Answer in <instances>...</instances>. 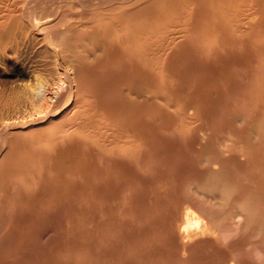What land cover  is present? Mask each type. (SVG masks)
<instances>
[{
  "label": "bare ground",
  "instance_id": "obj_1",
  "mask_svg": "<svg viewBox=\"0 0 264 264\" xmlns=\"http://www.w3.org/2000/svg\"><path fill=\"white\" fill-rule=\"evenodd\" d=\"M125 1H127V2H125ZM131 1V2H130ZM139 1H143V0H135V3H136V6L138 5L137 4V2H139ZM147 1V3L145 2V4H140V6H138V8H135L136 6H135V3L133 2V0H0V155H2L3 157V159L5 158V157H7V156H10L11 155V157H12V161L9 163V165H8V167H5V164H3V162H4V160L3 159H1V161H0V189H2L1 190V192L2 191H5L6 192V188H8V189H11L12 191H13V189L15 188V191H16V193H17V190H20V188H22V187H19L17 190H16V188H17V185L18 186H20L18 183H19V181L21 182V183H24L25 185H27L28 186V184H33L34 182L37 184V187H39V185H41L40 184V180L38 179V180H36V181H30V174H33V176H35L34 175V173L36 174H38V176H37V178H42V177H46V176H52L53 174H57L58 176H57V178L60 176V177H63L62 178V180L64 179V178H67V181L68 180H70V178L69 177H65V176H63V170H65V172L67 173L68 171H66V170H77V169H84V168H86V167H89V168H87L86 170L88 171H85V172H87V175H88V173H89V171H91V170H88V169H92V167H90V164H89V166L88 165H86V163H83V161L84 160H87V159H85L84 157H83V159L84 160H82L81 161V163L78 161V160H80V158L83 156V154L86 152V150H89V151H87L88 152V154H89V152H92L91 151V147L89 146V145H91L90 143H89V145L87 146V144H86V139H88V137H91V138H95L96 137V135L97 134H99V133H96V131H94V129H92V128H94L95 127V125H96V127H97V124H95L94 125V121L95 120H93V119H97L98 118V116L96 117V115H98L99 113H97L98 111L99 112H102V111H104L103 109H101L100 110V108H103L100 104V102L102 101H100L99 100V103H97L98 101V99L96 100L97 102V104L98 105H100L101 107L99 108V106H94L93 104H96L95 102L92 104V111H90L91 113L95 110H97L96 112H94V113H92V115L93 116H91L89 113H87V110L86 109H83V107H85V105L87 104V106H88V101L89 100H87V99H85V100H82L81 99V95H82V93H86V95L85 96H87V97H89L90 96V101H91V97H94V98H92V101L90 102V103H92L93 101H94V99H96V98H98L99 97V95H98V97H95L94 95L93 96H91L94 92H95V90H96V88L97 87H93V88H91L92 90H94V92L90 89V87L91 86H94V85H91V84H95V82H93L94 80L96 81L97 80V78L100 76L101 77V74L100 75H98V73H97V75H98V77L97 78H94L95 76H97V75H95L94 73H96V72H94V71H98V69H102V70H104V71H107L108 73L110 72V73H113L112 75H114V73L115 72H118V73H121L120 74V76H122V74H123V77L122 78H124V81H123V84L122 85H125V86H128L129 87V90L130 91H132L131 93H136L137 92V94L141 97V98H145L147 95L149 96V95H154V94H156V93H154V91H153V89L156 87L157 88V86H155L156 85V83H154L153 81V79L157 76L158 77V75H162V74H166V75H169V74H172V75H174V77H175V75H177V74H173L172 72L174 71V69H175V73H176V67H181L180 68V71H178V72H180L179 73V76H180V78H181V80H180V78H179V76H176V78H174L175 80V82L176 83H174L173 82V86H171L170 85V83H168V85H170V87H169V90H171L172 92H177V94L175 95L174 94V98H172V100H170V103H171V101L172 102H174V101H176L177 100V98L176 97H178V100H179V96H180V114H181V119H182V126L186 129V128H188L189 127V124H191V122H193L192 123V125H193V127H192V129H190V130H192L193 131V133L194 134H196L195 136L193 135V133H192V135H190V138H191V136H192V141H191V139H189V141H191V143L190 142H188L189 143V145L191 144L192 145V143H193V139L194 138H196V139H198V137H196L198 134H202L203 132H206V131H204V130H206L207 128H206V126L205 125H209V127H210V124H211V122H212V124L213 123H215V122H217V120L216 121H211L212 120V116H215L217 119L218 118H220V117H222L223 115H225V111L228 109V113L226 112V114L227 115H225V116H227V117H229L228 115H230V117H229V119L227 120L226 118H225V116L223 117L225 120H226V123H222V124H220V127H219V121L220 122H224L225 120L223 119V121L221 120V118H220V120L218 121V124L217 123H215L216 125H218V127L219 128H221V129H223L224 127L225 128H227V126H228V128H229V126H231L230 127V129L231 128H233L236 132H235V134H232V133H234V130L232 129V132H231V130H230V133H228L229 131H225L224 129V131L226 132V134H228L227 136H226V134H225V136L223 135V137H221L220 136V134L222 133L223 134V132H221V133H218V132H216L215 131V129H214V131L213 132H215V134L216 133H218L219 135V138L217 137V139L215 138V139H213V142H214V144L215 145H217L216 147H215V145L213 144V149L211 148H206V146H205V149H203V147L204 146H202L203 144L204 145H208L206 142L211 138L210 136L212 135L213 136V133L211 134V132H212V130H210L211 132H210V135H209V139L205 136V135H208L209 133H207L206 132V134L204 135H202V138H200V139H202L203 140V142H204V137H206V139H205V143H203L202 142V145H201V147H202V149L204 150V152L206 151V149H207V151L210 149V151L211 152H207L206 151V153H204V155L205 154H207L206 155V157H205V159L203 160L202 158H204V157H202V156H204V155H202V156H199L198 154L200 153V152H202V151H200V150H202L201 148L199 149V151L200 152H196V154L200 157V159H202L204 162H202V160H200L199 158V160L202 162L201 164L202 165H204L203 163H205L206 164V167L205 168H202V170H201V168L199 169L198 168V166L200 165L199 163H197L196 162V160H197V158L196 157H194L195 159H191V157H193V156H196V155H193V153H195V149H196V144H195V146L193 147V148H195V149H193L194 151H192V147H191V151L193 152L192 154H191V152H190V149L189 148H187L186 150H184L183 149V144H180L181 146H179V150L178 151H180V149H183L182 151L183 152H179L180 154L178 155V158L179 157H181L180 155H181V153H185L186 154V152H187V150H189V152H190V154L192 155L191 157H190V155H188L189 157H190V161H189V164H191V166H192V164H193V166H195V168L194 167H190L187 163V161L184 159L185 158V156L187 157V159H188V156L187 155H184V156H182L181 158H179V159H182L183 158V160H181V161H184L185 160V162H186V164H187V166L186 165H184V168H185V166H186V171L188 172H184L185 171V169H183V168H181L180 170H179V166H177V164H176V166L178 167V168H176L177 170H178V172L180 171L181 172V170H183V172L186 174V175H188L189 174V171L188 170H191V172L192 171H194V172H197L198 170H199V172H197V173H199L198 174V176H196L197 175V173H195L196 175L195 176H193V172L191 173L192 175H190L189 174V176H187L188 178L190 177V179L191 180H189V179H187V180H189L188 182H186L185 180H183L182 179V177H184V179H185V174L184 173H182L181 175H178V176H182V177H179V178H181V180L184 182H186V183H182L183 185H182V190L180 189V187L178 188V191H179V195L181 196V192L182 191H184V190H186L187 192H185V193H183L182 195H184V198H185V196H186V193H187V198H188V195L190 194V195H192V196H197V198H195V196H194V198L191 196H189L190 198V200H193V199H195V201H197L196 199H198V197H199V199H201L202 201H204V198L203 197H205L206 199L212 194V196L214 197L215 196V200L217 201V203H218V205L220 204V208L221 209H223V210H221V212H222V214L220 215L219 214V212H220V210L219 211H217V213L216 214H218V215H215L214 213L216 212V210H218L219 208H218V206L216 207V206H214L215 208H217L216 210L215 209H213L214 210V213H211L212 211L209 209V208H211L212 209V204H214V202H212V201H214V199H212L211 198V203H210V206L211 207H208V206H206V205H208L209 204V202H210V197H209V202L207 201V200H205L203 203H206V204H203L202 203V201L201 200H199L198 199V201L197 202H200L201 201V204L202 205H204L202 208H208L209 210V212H205L206 211V209H204L205 211H203V209H201V206L202 205H200V204H194V203H191L190 202V200H188L187 198H186V200H185V202L180 198V196H178V198L179 199H181L183 202H181L182 203V207H185V213H184V217H183V215L181 216V217H183V218H180V220H182V221H184V225H183V227L185 228V230L186 231H188V233L189 232H191V234H193V232H195L197 235H207V234H210V233H212V234H215V235H218V236H220L221 234H222V231H228V230H230L231 229V227H233L232 225L230 226V224L227 226L226 224H225V222L227 223V222H229V223H235V220L237 219L238 220V218L239 217H241L242 218V220L245 218V221L243 220V222L242 223H246V227H244V225H243V228H244V230H246V228H248L249 229V227L251 226V227H253V225H254V223H256L255 224V228L253 227V228H250V229H252L251 230V232L253 231V233L256 235V234H258V233H260L259 235H261V236H263L261 233H263L262 231H264V219H261L262 218V216L260 215L261 213H258V214H256L258 211H260V210H264V209H261V204L262 203H264V109L263 110H260V112L261 111H263V112H261L259 115H257V116H255V113H254V111L257 109V108H259L260 107V105H256V109L255 110H253L254 109V106L252 107V110L251 111H253V115L255 116V118H254V116L252 115H250L249 114V111L250 110H247V111H245L244 110V112H246V113H248L249 115V117L247 116V114L245 113V116L244 117H246V120H247V122L248 121H252L253 122V124H252V126H251V124L250 123H247L245 120V122H242V124L241 125H243V128L245 129V130H247L248 128H251V129H248L247 131H248V133L243 129V136H241V135H239L240 136V139L239 138H237V140H235L234 141V143L233 144H231L230 143V141L232 142L233 140V136H235L236 135V133L238 132L237 130H239V127H240V125H239V127L236 125V124H239V123H236V119H233L232 120V117L233 118H237L238 119V117H239V119H240V117H241V113H240V111H241V105H242V108H245V109H248V106H249V104H246L247 105V108L244 106L243 107V105L244 104H241L240 102H243V101H248L249 100V95H247L246 94V87L248 88L249 86L251 87H253V85H250V83H255V81L257 82V80H255L254 78L256 77V76H254L253 74H252V76L254 77H252L253 79H251L253 82H248V81H251L250 80V78H249V80H247L246 82H248V84H247V86L244 84V82H243V80H241V82H236V81H240V79L242 78V76H241V78L240 77H236V78H240V79H238V80H235L234 79V75H236L237 74V72H238V74H239V72H240V74H242L241 73V69H239L238 71L236 70V74H233V79L235 80H233L232 79V73L229 75V73H230V71L231 72H233L232 71V69L234 70L235 68H243V67H246L245 69H244V71H247V69H249L250 67H251V65H250V67H248L247 68V66H243V64L241 63V62H243V60H245V59H247V61L248 60H250V62L252 61V62H254V64H255V62H257V64H258V67L260 68L261 67V69H263L264 70V66H263V64L264 63H262L263 61H264V0H146ZM114 2H118V4H117V6H114ZM128 3V4H126V5H124L125 3ZM130 2V3H129ZM140 2V3H141ZM124 3V4H123ZM135 6V7H134ZM187 8V9H186ZM178 16L179 18L180 17H182V15H184L183 16V21H184V23H183V21H182V18L181 19H179L178 17H175V16ZM102 18H105V19H102ZM173 18L175 19H179V20H181L182 21V23H177L178 25V27L176 26V21H175V28L174 27H171L170 25H168V26H170L169 27V29L167 28V29H165V32L163 33V26L164 25H162L164 22L163 21H165V23L164 24H166V22H167V20H169L170 21V23H171V25L173 26V24H172V21H174L173 20ZM95 20V21H94ZM107 21H109V22H107ZM168 21V22H169ZM75 22V23H74ZM98 22H100V23H102V25H104L103 23H106V25H107V30H106V32L104 33V36L103 35H101L102 33H103V31H101V30H99V32L97 31V28H96V24H98ZM178 22H180V21H178ZM73 24H79L81 27H85V29L84 30H86V32H84V33H81L80 35H79V32L76 34L75 33V37H74V29H73V31H72V34H70L69 33V31H71L70 29H71V26L73 25ZM87 27H86V26ZM91 25V26H90ZM111 25H113V26H115V28L114 29H112L111 28ZM167 25V24H166ZM79 26V28H81ZM92 26H94L95 28H93V29H90V28H92ZM83 27V28H84ZM97 27H98V25H97ZM104 27V26H103ZM116 27H117V29H116ZM77 28H78V26H77ZM94 29H96V30H94ZM76 30V29H75ZM80 30H82V29H80ZM97 31V32H96ZM100 31H101V34H100ZM255 31H258V33L257 32H255ZM76 32H77V30H76ZM163 34H162V33ZM68 33H69V35L70 36H73L72 38H70L69 36H68ZM78 35V36H77ZM107 38V39H106ZM187 38V39H186ZM189 39H191L194 43H196V47H195V52H197V53H202L203 54V56L204 57H206V58H212L214 61H216V63H214V64H216V66L217 67H215V65L213 66V71H214V69L215 68H217V69H219L220 67L222 68V74H224V77H223V79L220 77L221 76V74H220V69H219V74L217 73L218 72V70L216 71V69H215V71L214 72H216V74H214V73H212L213 71H209V72H211L210 74H212L213 75V77H212V79H213V81H208L207 82V80H208V78L210 77L211 78V75L209 76L208 74H207V72L206 71H204L203 69H204V67H202V62H204V64H205V60H202V62H200L201 64H199V66H196V67H192V66H194V65H196L195 63L193 64V62H199V61H201V60H194V61H192V57H194V59H196L197 57L196 56H199L200 57V55H195V56H193L192 55V57H191V54H193L194 53V49H193V44L191 43L190 44V42H188L189 41ZM187 45H189V47L187 46ZM187 49H189V50H187ZM190 50H192L193 51V53H192V51H190ZM40 51V52H39ZM191 52V54H189V52ZM39 53H42L41 55H39ZM189 54V58L191 59V61L190 62H192V63H190V62H185V60H186V58H187V55ZM185 54H187L186 55V58H185ZM201 54V55H202ZM27 56H29L30 58H27L26 59V57ZM39 56H42L41 57V60L39 59L40 57ZM203 57V58H204ZM247 57V58H246ZM26 60H25V59ZM32 58V60L30 61V59ZM38 58V59H37ZM188 58V59H189ZM245 58V59H244ZM34 59V60H33ZM37 59V60H36ZM200 59V58H199ZM202 59V58H201ZM211 60V59H210ZM188 61V60H187ZM212 61V60H211ZM211 61H209V63L211 62ZM247 61H245V62H243L244 63V65H246V62ZM35 62H38L37 64L35 63ZM251 62V63H252ZM33 63H35L34 65H35V67H39V68H41L40 70H39V72L40 71H42V72H44V73H46V75L45 76H47V74H48V78L46 79L45 77H44V79L43 78H39V76L38 75H31L33 72H32V66L34 67V65H33ZM207 63V62H206ZM212 63H213V61H212ZM250 63V64H251ZM178 64V65H177ZM193 64V65H192ZM241 64H242V66H241ZM248 64H249V62H248ZM253 63H252V65H254ZM177 65V66H176ZM189 65H192L191 67L194 69V74L196 73V71H197V69L196 68H198V67H202L203 69V72H204V74L201 72V70H200V68H198L199 70H200V72L202 73V75H208L209 77H207L205 80H206V83H204V81L205 80H203V79H201V81H203V82H201V83H203V87L205 88H199L200 86H198L199 85V83L200 82H198V80L200 81V79L199 78H201V75L200 74H198V75H200V77L198 78V80L195 78L196 76H198V75H196V76H194L193 75V73H190V74H192L194 77H192L191 78V76L189 75V72L190 71H192V70H190V68H188L189 67ZM198 65V64H197ZM209 65H211V64H209ZM218 65H219V68H218ZM205 67H210V66H208V64H207V66L206 65H204ZM249 66V65H248ZM212 67V66H211ZM211 67L209 68V69H211ZM16 69L17 71H19V73L21 72L20 70H25V72H24V75H25V78H26V80L27 79H29V80H31L32 78L33 79H35L34 80V84L33 83H31V84H26V83H24V81L23 82H18L19 80H18V76H16L17 78H15V79H17L18 81H12L11 79H10V77H7L6 75H5V71H6V69ZM38 68V69H39ZM37 69V70H38ZM189 69V70H188ZM208 69V70H209ZM251 69H253L252 71H255L254 70V68H251ZM178 70V69H177ZM196 70V71H195ZM207 70V71H208ZM34 71V70H33ZM229 71V72H228ZM243 71V72H244ZM248 71H251V70H248ZM247 71V72H248ZM32 72V73H31ZM38 72V71H37ZM92 72H93V74L95 75L94 77H93V75H92ZM193 72V71H192ZM197 72H199V71H197ZM206 72V73H205ZM225 72H227V73H225ZM261 72V71H260ZM259 72V73H260ZM100 73V72H99ZM104 73V72H103ZM258 73V75H260ZM34 74V73H33ZM105 74V73H104ZM220 75V76H218V75ZM264 74V73H263ZM262 74V75H263ZM23 75V74H22ZM111 75V76H112ZM190 76L189 78H191V79H195V82L197 81V83H195L197 86H198V90H195L194 91V89L192 88V87H196V85H194V83L191 85L192 87H190V81H192V80H187V76ZM206 75V76H207ZM214 75H216V76H218V79H217V77H216V79L214 78ZM251 75V74H250ZM257 75V74H256ZM32 76V77H31ZM38 76V77H37ZM50 76L52 77V78H50ZM91 76H92V79L93 80H91ZM116 76V75H115ZM171 76V75H170ZM205 76V77H206ZM230 76V77H229ZM244 76H245V74H244ZM34 77H37V78H34ZM156 77V78H157ZM169 77V76H168ZM173 77V76H172ZM264 77V76H263ZM50 78V79H49ZM101 78H104L103 77V75H102V77ZM101 78H99V81L100 82H102V81H104V80H101ZM115 78L116 77H114L113 78V80L112 81H114L115 82ZM118 78V77H117ZM116 78V79H117ZM156 78H155V81H156ZM179 78V79H178ZM188 78V79H189ZM203 78H204V76H203ZM222 79V80H220V79ZM257 78H259V77H257ZM261 78L262 77H260L259 78V85H261L260 87H262V83H264V81L263 82H261L262 80H261ZM14 79V80H15ZM21 79V78H20ZM23 79V78H22ZM106 79V78H105ZM158 79H159V77H158ZM157 79V80H158ZM176 79H178V81H179V83L180 82H182V83H178V81H176ZM214 79L215 80H217V81H214ZM264 79V78H263ZM25 80V81H26ZM28 80V81H29ZM119 80H123V79H119L118 78V80H116V83L119 81ZM153 80V81H152ZM32 82H33V80H31ZM99 81H97V85H99V86H102V84L104 83L105 84V82H103V83H99ZM107 81V80H106ZM187 81H188V83H189V85H188V83H187ZM194 81V80H193ZM192 81V82H193ZM219 81V82H218ZM221 81V82H220ZM157 83H158V81H156ZM191 82V83H192ZM236 82V83H235ZM99 83V84H98ZM167 83H166V86H164V88L166 87V89L168 88L167 87ZM234 83V84H233ZM109 84V83H108ZM107 84V85H108ZM118 84V83H117ZM160 84V83H159ZM176 84V85H175ZM256 84V83H255ZM106 85V84H105ZM105 85H103V88H104V86ZM106 85V86H107ZM112 85H114V86H116L115 84H112ZM118 85H120V83L118 84ZM158 85V84H157ZM178 85V86H177ZM182 85V86H181ZM189 86V91H188V89H187V87ZM95 86H96V84H95ZM105 86V87H106ZM110 86V85H109ZM121 86V85H120ZM153 86H155V87H153ZM175 86H177V87H179V88H177L178 90H172ZM263 86H264V84H263ZM111 87V86H110ZM123 88H125V90H126V88L127 87H124V86H122ZM171 87H173V88H171ZM181 87V88H180ZM231 87H235L234 88V90H233V88H232V93H231ZM249 87V88H250ZM101 89H103L102 87H100ZM112 88V87H111ZM116 89H117V87H115ZM121 88V87H120ZM176 88V87H175ZM228 89V92H227V90H225V89ZM248 88V90L250 91V89ZM254 88V87H253ZM256 88V87H255ZM255 88H254V92L252 91V93H251V91H250V94H252L251 96H253V93L254 94H256V96L257 95H260L261 93H263L264 92V90L263 91H260L259 89H258V92H261V93H259V94H257L256 92H257V88H256V91H255ZM90 91H89V90ZM98 90H100L99 88H97ZM106 89V88H105ZM104 89V90H105ZM116 89H114V90H116ZM122 89V88H121ZM121 89H119V87H118V92H120L119 90H121ZM134 89H135V91L136 92H134ZM193 90V92H192V90ZM196 89H197V87H196ZM263 89V88H262ZM129 90L127 91V93H126V95H128L129 93ZM157 90V89H156ZM168 90V89H167ZM168 90V91H169ZM203 90H205V91H203ZM222 90H223V92H224V94L225 93H227L226 95L227 96H231V99H232V104L234 103V99H233V97L234 96H232V95H235V105H238L239 103L241 104H239L238 105V108H240V111L239 110H236V108H235V110L237 111V112H235V110H233V108L235 107V106H233L232 107V110H233V113L232 114H230V111H232V110H230L231 109V103H230V105L229 104H227L226 106V110L224 109V110H221L222 108H224V107H222V108H220V110L221 111H224L223 113L224 114H222L221 112L219 113V114H217L216 113V111H215V114H213L214 113V108L215 109H217L214 105H216L217 106V104L219 103V104H221L222 105V103H221V101H225V99H223L224 97V94L222 93L221 94V92H222ZM247 90V91H248ZM253 90V89H252ZM88 91H89V93L91 92V94H89L88 93ZM97 91V90H96ZM108 91H110V89H108ZM126 91H124L123 93L121 92V94H124ZM158 91V90H157ZM156 91V92H157ZM160 91V90H159ZM159 91H158V96H160L159 94ZM171 91H169L168 92V94H167V91H166V93L165 94H167V96L169 95V93L171 94L172 92ZM198 91H200V92H198ZM214 91H217V92H214ZM230 91V92H229ZM98 93H99V91H97ZM106 92V91H105ZM115 92H117V91H114V93ZM188 92H189V94H188ZM193 93L192 95H190V93ZM202 92H206V93H202ZM219 92H220V94L222 95H219L220 96V98H218L217 96L215 97V95L213 96V94L214 93H218L219 94ZM89 95H88V94ZM101 94L103 93V91L102 92H100ZM99 93V94H100ZM150 93V94H149ZM152 93V94H151ZM178 93H179V96H177L178 95ZM201 93H202V95H201ZM228 93H229V95H228ZM231 93V94H230ZM94 94H96V92L94 93ZM100 94V95H101ZM104 94V93H103ZM102 94V95H103ZM111 94V93H110ZM206 94V96H204ZM217 94V95H218ZM102 95H101V97H102ZM105 96L106 95H109L108 94V92H107V94L105 93L104 94ZM104 95H103V97H104ZM116 95V94H115ZM125 95V94H124ZM123 95V96H124ZM126 95L124 96V97H126ZM131 95V94H130ZM130 95H129V97H130ZM133 95V94H132ZM131 95V96H132ZM135 95V94H134ZM133 95V96H134ZM137 95V96H138ZM173 94H171V96H172ZM225 95V96H226ZM247 95V96H246ZM84 96V97H85ZM113 96L114 95H112V96H110L111 98H113ZM117 96H120V95H116V97ZM132 96V97H133ZM137 96H136V98L134 99H130L129 97L127 98L126 97V100H128V99H130L131 100V102L132 101H134V103L135 104H137V102H139V100H141L140 102H143L142 101V99H140V97L138 98L139 100L137 101ZM147 96V97H148ZM155 96H157V95H155ZM166 96V97H167ZM100 97V98H101ZM107 97V96H106ZM105 97V98H106ZM115 97V96H114ZM116 97L114 98L117 102H115V100H113L114 101V103H118V100H120V99H116ZM161 97V96H160ZM165 97V98H166ZM221 97H223V98H221ZM229 97H227L228 99H230ZM248 97V98H247ZM261 97H263L264 98V95L262 94V96H259V98H261ZM105 98H103V99H105ZM119 98H121V96L119 97ZM150 98H152L151 96H150ZM150 98H148L149 99V101L153 104L154 102H152L153 100L154 101H156V99H151L150 100ZM153 98H155L154 96H153ZM157 98V97H156ZM226 98V99H227ZM251 98V97H250ZM256 98V97H255ZM258 98V99H259ZM262 98V99H263ZM89 99V98H88ZM146 99V98H145ZM147 99V100H148ZM159 98H157V101H156V104H159V103H161L162 104V102L161 101H164L163 99L162 100H160V102H159V100H158ZM169 99H171V98H169ZM175 99V100H174ZM248 99V100H247ZM108 101H110L109 99H107ZM125 100V99H124ZM177 100V102L179 103V101ZM219 100H221V101H219ZM256 100V99H255ZM106 100H104V101H102V102H105ZM129 101V100H128ZM127 101V102H128ZM165 101H166V99H165ZM163 102V103H165L166 104V102ZM249 101H253V100H249ZM259 101V100H258ZM112 102V101H111ZM124 102V104H126V106H127V103H125V101H123ZM131 102L129 103V104H131ZM145 102L146 101H144L143 103H141L142 105H145ZM148 102V101H147ZM167 102L169 103V101L167 100ZM226 103L228 102L227 100L225 101ZM224 102V103H225ZM229 102H230V100H229ZM228 102V103H229ZM260 102V101H259ZM89 103V104H90ZM106 103H109V102H107L106 101ZM133 103V105H135ZM151 103H150V107H147V108H144V107H146V106H148V105H145L144 107L143 106H141V105H139V103L137 104L138 106V108L141 106L142 107V109H143V111H145V109H147L145 112L146 113H148L147 111L149 110V108H151V107H153V106H156V107H158V108H160L159 107V105L157 106V105H152L151 106ZM167 103V104H168ZM174 103H176V102H174ZM174 103H172V104H174ZM238 103V104H237ZM244 103V102H243ZM246 103V102H245ZM252 103V102H251ZM262 103L264 104V101H262ZM109 104H111V103H109ZM109 104H106L107 105V107H112V105H113V102H112V104L111 105H109ZM124 104H120L119 103V105L120 106H123L125 109H126V106H124ZM128 104V105H129ZM147 104V103H146ZM148 104H149V102H148ZM162 105L164 108H160V109H163L164 111H166L164 114H163V112L160 110V112L162 113V119H164L165 117L164 116H166V115H168L169 114V112H168V110H169V108L171 107V105L169 104V105H167V106H169V108H167V107H165L166 105ZM262 104V105H263ZM106 105H104L105 107H106ZM118 105V106H119ZM178 105V104H177ZM261 105V106H262ZM119 106V107H120ZM130 106V105H129ZM129 106H127V110H128V108H129ZM131 106H132V104H131ZM130 106V109L131 108H133V107H131ZM214 106V107H213ZM230 108H229V107ZM89 107V106H88ZM94 107H98V109L97 108H95L94 110H93V108ZM106 107V108H107ZM110 107V108H111ZM115 107L116 106H114V107H112V108H114V110H112V108H111V112H107V111H109L108 109H110V108H107V111L105 112L104 111V116H106L105 114H108V115H110V113H112L113 111H115ZM117 107L116 109L118 110V109H120V111L122 110V109H124L123 107ZM175 105H174V109H175ZM85 108H87V107H85ZM122 108V109H121ZM154 109H155V107H153ZM158 108H156L157 110H159ZM166 108V109H165ZM212 108H213V110H212ZM251 108V107H250ZM87 109H89V108H87ZM133 109H135V108H133ZM132 109V110H133ZM137 109V108H136ZM133 110V113H134V111H135V114H136V112L137 113H139L138 114V119H140L141 117L139 116V115H141L142 116V113H143V115H144V112L142 111V113H140L141 111L140 110H142V109H140L139 108V110L137 111V110ZM259 109H261V107L259 108ZM90 110V109H89ZM116 110V111H117ZM204 110V111H203ZM230 110V111H229ZM258 110V109H257ZM120 111L118 110L115 114H117V113H119V114H121V117H123V118H125L126 116L123 114L124 112H121L120 113ZM140 111V112H139ZM151 111H152V108H151ZM155 111V110H154ZM173 111H175V110H173L172 109V107H171V111H170V113L172 112L173 113ZM218 111V110H217ZM250 111V112H251ZM259 111V110H258ZM89 112V111H88ZM127 112H129V113H131L132 114V112L131 111H127ZM126 112V113H127ZM149 112H150V110H149ZM156 112H159V111H156ZM155 112V113H156ZM160 112L158 113V114H160ZM168 112V114H166ZM211 112H213V113H211ZM145 113V114H146ZM154 112L152 111V112H150V113H148L149 114V118H150V114H151V118H153L154 117V115H153V117H152V114H153ZM172 113L171 114H169L168 115V117L170 116V115H172ZM239 113V114H238ZM252 113V112H251ZM135 114H132L133 115V117H134V115ZM148 114H146V116L148 115ZM210 114L212 115V116H210ZM222 116H221V115ZM107 115V116H108ZM111 115H113V114H111ZM123 115V116H122ZM156 115H157V113H156ZM155 115V119H157V117H159V116H156ZM164 115V116H163ZM174 115V114H173ZM173 115L171 116V118H174L173 117ZM59 116V122H57V123H53L54 122V119L53 118H56V117H58ZM95 116V117H94ZM101 116V115H100ZM136 116H137V114L135 115V118H136ZM210 116V117H209ZM217 116H220V117H217ZM253 117V118H251V117ZM119 118V116H114V117H112V121H114V118L115 119H117V118ZM140 117V118H139ZM145 117V116H144ZM204 117H206L207 118V121L209 120V122H210V124L207 122V121H205V122H207L208 124H206V123H203V124H201L202 126V128L205 126V129L203 130L201 127H197L196 125H195V123H196V121L199 119V118H203L204 119ZM244 117H243V119H244ZM93 118V119H92ZM100 118V117H99ZM101 120L103 121L104 119L103 118H105V117H103V114H102V116H101ZM127 118V117H126ZM125 118V119H126ZM143 118V117H142ZM148 117L146 118V119H148L149 121H151V120H153V119H149ZM160 117L158 118L159 120H158V122L161 120L162 121V119H161ZM170 118V119H171ZM176 118H179V117H175V119ZM209 118H211V120L209 119ZM215 118V119H216ZM230 118H231V120L233 121V123L232 124H235V126H237V128L235 129L234 128V126L230 123ZM249 118H251L250 120H249ZM120 119H122V118H120ZM120 119H118V121L120 120ZM128 119H129V117H128ZM137 119V118H136ZM137 119V120H138ZM144 119V118H143ZM154 119V120H155ZM175 119L173 120H170V122H172V121H174L175 122ZM239 119H238V121H239ZM50 120H52L50 123H47L48 121H50ZM98 120V119H97ZM108 120V119H107ZM109 120H110V118H109ZM153 120V121H154ZM167 120V119H166ZM179 119H177V121H178ZM200 120V119H199ZM198 120V121H199ZM213 120H214V118H213ZM230 120V121H229ZM117 120L114 122L115 123V126H117L116 125V123L118 122ZM126 121H128V123L126 124V123H124V122H126ZM129 121L130 120H125L124 122H122V123H124V125H125V128H124V126H123V124H120V125H122V128H124V129H126V126H127V128H128V131H129V126L128 125H130V123L131 122H133L134 120H132L130 123H129ZM139 121V120H138ZM137 121V122H138ZM144 121H145V119L143 120V123L142 124H144ZM152 121V122H153ZM159 122V124L160 123H162V122ZM229 121V123L231 124H228L227 122ZM231 121V122H232ZM237 121V122H238ZM96 122V121H95ZM98 122V121H97ZM99 122H101V121H99ZM104 122H105V120H104ZM100 123V125H103L104 127L103 128H107L106 130H108V126H109V124L108 125H106L105 123ZM108 122V121H107ZM120 122V123H121ZM135 122V121H134ZM142 122V119L140 120V122H138V124L139 123H141ZM147 122V120L145 121V123ZM155 122L156 123H154V125L155 124H157L158 122H157V120H155ZM168 122H169V120L167 121V123L166 122H164L163 121V123L164 124H166V127L165 128H167V126H168ZM174 122L172 123V129H173V124H174ZM178 122H180V121H178ZM177 122V123H178ZM202 122H204V120H202L201 122L199 121L198 123L200 124V123H202ZM110 123V122H109ZM162 123V124H163ZM244 123V124H243ZM245 123L247 124L246 125V127H248L249 125V127L246 129V127H245ZM105 124V125H104ZM117 124H119V122L117 123ZM147 124H150L149 122H147ZM152 124V123H151ZM151 124L149 125V126H151ZM158 124V125H159ZM163 124V127L165 126ZM180 124V123H179ZM205 124V125H204ZM215 124H213L212 126H214ZM227 124V126H225V125ZM249 124V125H248ZM98 125H99V123H98ZM111 126L113 125V124H110ZM120 125H119V127H120ZM137 125V124H136ZM135 125V126H136ZM153 124H152V126L154 127V128H156L157 127V129L158 128H162V125H161V127H159V126H157V125H155L154 126ZM198 125V124H197ZM215 125V126H216ZM221 125H224L223 126V128L221 127ZM51 126H53L52 128H51ZM105 126H107V127H105ZM142 125L140 124V126H137V128L138 129H134V133L132 132V131H130V132H132L133 133V135L135 136V134L136 133H138L139 131V129H141L142 127H141ZM145 126H147V125H143V127L144 128H142V129H145L144 131L146 132V130L149 128V127H146L145 128ZM177 126H179V125H177ZM214 126V127H215ZM233 126V127H232ZM95 127V129L96 130H98L97 128ZM208 127V128H209ZM214 127H211V128H214ZM217 127V126H216ZM215 127V128H216ZM217 127V128H218ZM102 127L100 126V128L99 129H101ZM102 128V129H103ZM118 128V127H117ZM136 128V127H135ZM211 128H209V129H211ZM227 128V129H228ZM111 129V128H110ZM114 129V128H113ZM113 129H111V130H113ZM116 129V128H115ZM150 129V128H149ZM152 129V128H151ZM150 129V130H151ZM157 129H153L154 130V132L157 130ZM171 129V130H172ZM221 129H219L220 131H221ZM111 130H109L111 133L114 131V132H116V130H113V131H111ZM127 130V129H126ZM138 131V132H136V131ZM161 130H163V129H161ZM187 130V129H186ZM199 130H200V133H198L199 132ZM217 130V129H216ZM101 131V130H100ZM118 131V130H117ZM143 131V132H144ZM167 131H169L168 129H167ZM207 131H209V130H207ZM97 132H99V131H97ZM104 132V131H103ZM142 132V130L140 131V133H143ZM147 132L148 133H151L149 130H147ZM146 132V133H147ZM157 133H159L158 131H156ZM186 132V131H185ZM252 132H254L255 134H256V138H260L261 140H258L257 139V141H260V142H254V140H256L255 139V137H254V139H252L253 141H251L250 139H249V137H252L251 135H252ZM100 133H102V132H100ZM106 133V131L104 132V133H102L103 135ZM109 133V132H108ZM127 133V132H126ZM140 133L138 134L139 135V137H140ZM147 133V134H148ZM198 133V134H197ZM244 133H245V135H247L248 136V140H250L252 143H249V144H251V146L248 144V140L246 141L247 142V144H248V146L246 145H243V142L245 141L244 139L246 138L245 137V135H244ZM247 133V134H246ZM254 133H253V135H254ZM114 134H116V136H117V134L118 133H114ZM114 134L112 133L111 135H113V136H110L109 134V136L110 137H114ZM131 134V133H130ZM161 134V133H160ZM183 134V133H182ZM221 134V135H222ZM251 134V135H250ZM101 135V134H100ZM103 135H101V136H103ZM106 135H107V133H106ZM107 135V136H108ZM138 135H137V137H138ZM146 135V134H145ZM144 135V133H143V136L146 138V140L149 138V140L152 138L149 134V136L148 137H146ZM154 135V133H153V131H152V136ZM156 135H158V134H156ZM200 135H198L199 137H200ZM217 135V134H216ZM216 135L214 136V137H216ZM232 135V137H231V139H229V137ZM250 135V136H249ZM100 136V137H101ZM105 136V135H104ZM104 137V138H106V143L108 142V141H110L111 139H109L108 137ZM133 136V137H134ZM142 136V137H143ZM98 137H99V135H98ZM99 137V138H100ZM138 137V138H139ZM143 137V138H144ZM154 138L155 137H157V136H153ZM194 137V138H193ZM223 138V139H221V138ZM244 139H243V138ZM98 138V139H99ZM103 137H102V139H104ZM107 138H108V141H107ZM136 138V137H135ZM158 138H161V137H158ZM162 138H163V135H162ZM187 138V137H186ZM185 138V139H186ZM204 138V139H203ZM213 138V137H212ZM242 138V139H241ZM253 138V137H252ZM102 139H101V141H102ZM113 139H117L116 141H118L119 140V138L117 137H114ZM112 139V140H113ZM137 139V138H136ZM135 139V140H136ZM153 139V138H152ZM151 139V140H152ZM156 139V138H155ZM200 139H199V141H200ZM219 139L221 140V141H219ZM239 139V140H238ZM142 140V138H140V141ZM145 139L144 140H142V141H146ZM150 140V142H148L147 141V143H146V145H148V143H151V145L154 143L155 144V142H159V139H156L155 141L154 140H152L153 141V143H152V141ZM169 140H170V138L168 139V143H169ZM171 140H173V139H171ZM223 140V141H222ZM244 140V141H243ZM100 141V142H101ZM104 141V140H103ZM114 141V140H113ZM110 141V142H112V144H113V146L114 145H116L117 143H119V141L117 142V143H114V142H116V141ZM161 141L164 143V141L162 140V139H160V142L159 143H161ZM180 141H181V139H180ZM179 141V142H180ZM211 141V139L208 141V142H210ZM217 141H219L218 142V144L216 143ZM239 141H241V143L239 144V143H237V142H239ZM105 142V141H104ZM172 142H174V145L177 147V145L179 144L178 143V141H177V143H176V141H172ZM212 142V141H211ZM212 142V143H213ZM246 142H244V144H246ZM253 142H254V144H253ZM103 143V142H102ZM145 142H143V144H144ZM166 143V142H165ZM164 143V144H165ZM177 145H176V144ZM181 143V142H180ZM194 143H198L196 140H195V142ZM211 143V144H212ZM230 143V144H229ZM238 144V146L236 145V144ZM109 144V143H108ZM107 144V145H108ZM111 144V143H110ZM111 144V145H112ZM153 144V145H154ZM163 144V145H164ZM187 144V143H186ZM199 144V143H198ZM253 144V145H252ZM110 145V146H111ZM146 145H144V146H146ZM150 145V144H149ZM151 145H150V147H151ZM157 145H160V144H158L157 143ZM162 145V144H161ZM162 145V146H163ZM168 145V144H167ZM170 145H173V144H170ZM169 146L170 148H172L173 149V147L174 148H176L175 146ZM194 145V144H193ZM192 145V146H193ZM210 145V144H209ZM167 146V147H168ZM187 146H188V144H187ZM199 146V145H198ZM5 147V149H3ZM93 147V146H92ZM109 147V146H108ZM148 147V146H147ZM155 149H157V146H156V144H155V146H153ZM189 147V146H188ZM209 147V146H208ZM86 148V149H85ZM154 148H152V149H154ZM163 148V147H162ZM162 148H160L161 150H162ZM170 148H168V149H170ZM178 148V147H177ZM85 149V150H84ZM149 149V148H148ZM159 149V150H160ZM168 149H166V150H168ZM3 150H5L4 152V155H3ZM94 150V149H93ZM109 150V152H110V149H108ZM114 150H115V152H114ZM150 151H151V148L149 149ZM160 150V151H161ZM163 150L164 151H166L164 148H163ZM162 150V151H163ZM98 151V150H97ZM112 151V150H111ZM117 151H119V149H117L116 150V148L115 149H113V153L114 154H116L117 153ZM146 151V150H145ZM196 151H198V150H196ZM86 152V153H87ZM96 151H94V152H92V153H95ZM99 152V151H98ZM98 152H97V154H98ZM149 152V151H148ZM153 152H154V150H153ZM152 151H151V153H153ZM159 151H157V153H158ZM189 152H188V154H189ZM90 154V155H92V157L96 160V158H95V154L93 155V154ZM150 153V152H149ZM149 153H148V157L151 155V153H150V155H149ZM156 153V154H157ZM160 153V152H159ZM159 153L157 154V155H159ZM162 153V152H161ZM160 153V154H161ZM232 153H235L234 155L232 154ZM87 154V155H88ZM97 154H96V156H97ZM155 154V153H154ZM202 154V153H201ZM232 156H231V155ZM85 155V154H84ZM87 155H85L87 158H88V156ZM100 156H103V155H101V153L99 154ZM98 155V156H99ZM183 155V154H182ZM76 156H81L80 158L78 157H76ZM197 156V157H198ZM77 158V163H75V164H73L72 163V161L73 160H75L74 158ZM104 158H106L105 160H106V162H108V160H110V159H107L108 157H107V155H105V156H103ZM144 158L143 157V159L142 160H144L143 161V163H141L142 165H144V163H145V165H146V168H143L144 170L145 169H149V168H147V160L149 159H151V163H152V161L154 162H158V163H156V165H158V166H156L157 168L159 167L160 168V165H159V160L155 157V160H153L152 158ZM150 157H152V156H150ZM245 158H247L246 160H244ZM89 159H91L92 160V158L90 157ZM87 160L88 162H90L91 160ZM103 159V158H102ZM114 159V158H113ZM112 159V160H113ZM160 159V158H159ZM242 161V160H244L245 162L247 161V163L248 162H251V163H246V165H248L249 166V171H248V168H247V170H245V168L244 167H246V165L245 164H243L242 165V163H244V162H242L241 164H240V160ZM104 160V159H103ZM102 160V162L103 163H105L104 161ZM117 162H116V161ZM146 160V161H145ZM149 160H148V162H149ZM193 160L196 162V165H198L197 166V171H195V169H196V165H195V163L193 162ZM199 160H197V161H199ZM111 161V160H110ZM113 161H115V163H114V165L116 166V167H114V165L112 164V161H111V164H112V168L114 167V168H117V166L119 167V165L120 164H122L120 161L118 162V158L117 159H114ZM161 161V160H160ZM178 161V164H179V162H181L180 160H177ZM177 161H176V163H177ZM199 161V162H200ZM78 162H79V164H82V165H79L78 166ZM161 162H163V161H161ZM160 162V163H161ZM167 162V161H166ZM94 163H97V162H94L93 161V163H91L92 165L94 164ZM102 163V165L104 166L105 164H103ZM117 163H120V164H117ZM140 163V162H139ZM168 164L167 165H169V162H167ZM73 164V165H72ZM88 164V163H87ZM97 164H99V163H97ZM141 164H139V167L141 166L142 167V165ZM240 165V167H239V165ZM3 165H4V167H3ZM123 165V164H122ZM144 165V166H145ZM149 165L150 166H154V163H152V164H150V163H148V167H149ZM170 165H171V163H170ZM180 166H182L183 165V163L181 162L180 164H179ZM201 165V166H202ZM236 166V168H235V166ZM242 165V166H241ZM153 166L151 167V168H153ZM189 166V167H188ZM234 166V168L236 169V170H238V172L240 171V170H244L245 172H243V171H240V173H237V178L238 177H240V176H242V174L244 175V176H246L245 177V180H244V177L243 178H241V179H243L245 182H250V183H253V185H251L250 183H249V185H247L248 183H246L245 185L244 184H242L243 183V181H241V180H236V182L235 181H230V180H232V179H230L231 177L229 176L230 174L232 175V173H233V171L235 172V169H233L232 167ZM238 166V167H237ZM95 166L93 165V168H94ZM99 167H101V166H98L97 165V168H95V170L93 171V174H94V172H97L98 170H99ZM110 166L108 165L107 166V164H106V168H105V170L107 169L108 170V168H109ZM123 167H125L126 168V166H121L120 165V168L121 169H123V170H121L120 168H117L118 170L120 169L121 171H124L125 170V168H123ZM155 167V166H154ZM155 167V168H156ZM183 167V166H182ZM200 167V166H199ZM202 167H204V166H202ZM241 167H243V169H241ZM112 168L110 169V170H112ZM149 169V170H154V169ZM190 168H193V169H190ZM240 168V169H239ZM250 168H251V170H254V172H255V170H257V172H256V174H255V177H253L254 176V173H253V171H251L250 170ZM79 169V172H81L82 173V170H80ZM102 169L104 170V168L102 167ZM116 169V170H117ZM135 169H137V168H134V170ZM141 169V168H140ZM176 169H174V170H176ZM203 169H205V170H208L207 171V173H205V170H203ZM85 170V169H84ZM93 170V169H92ZM103 170H101V172L103 171ZM115 170V169H114ZM156 170V169H155ZM158 170V169H157ZM160 170V169H159ZM227 170H230V171H228V172H231V170H232V172L229 174V173H227ZM74 171H72V172H74ZM78 171V170H77ZM76 171V172H77ZM109 171V170H108ZM201 171H202V173H203V171H204V173L205 174H207V175H205L206 176V178H204V179H202L203 177L201 176V175H203V174H201ZM250 172L249 173V176H247L248 174L246 173V172ZM2 172V173H1ZM75 172V173H76ZM237 172V171H236ZM241 172H243L242 174H241ZM253 174H252V173ZM78 173V172H77ZM92 173V172H91ZM90 173V174H91ZM223 173H225V175L226 174H229V175H226V176H228V177H230V178H226L227 180H225V177L226 176H224L223 175ZM70 174V173H69ZM79 174V173H78ZM77 174V175H78ZM85 174V173H84ZM89 174V175H90ZM96 175L97 174H99V172L98 173H95ZM235 174V177H236V173H234ZM239 174H240V176H239ZM250 174H252L253 176H251ZM87 175H83V176H86L87 177ZM257 175V176H256ZM69 176V175H68ZM76 176V174L73 176V177H75ZM80 176V175H79ZM91 176H92V178H94V180H95V177H93V175L91 174ZM98 176V175H97ZM193 176V177H192ZM202 178H201V177ZM204 176V175H203ZM204 176V177H205ZM223 176V177H222ZM15 177H18V179L17 180H14L15 179ZM59 177V178H60ZM70 177H71V174H70ZM73 177L71 178L72 180H73ZM82 177V176H81ZM86 177H84L85 179H86ZM90 177V176H89ZM104 177V176H103ZM102 177V178H103ZM107 177H109V176H107ZM106 177V178H107ZM186 177V178H187ZM235 177H233L234 179H237V178H235ZM8 178H10L9 179V181H7L8 180ZM51 178V177H50ZM57 178L55 179V180H57ZM58 178V179H59ZM69 178V179H68ZM83 178V177H82ZM82 178H80V179H82ZM92 178L90 177V178H88V181L91 179L92 180ZM98 178V177H97ZM224 178V179H223ZM48 178H45V180H43L42 179V181H45L44 182V184L47 182V181H49V180H47ZM229 179V180H228ZM62 180H61V182H62ZM83 180V179H82ZM94 180L93 181H91L92 183L94 182ZM96 180H98V179H96ZM100 180V179H99ZM103 180V179H102ZM102 180H100V181H102ZM106 180V179H105ZM180 180V179H179ZM250 180V181H249ZM252 180V181H251ZM41 181V183H43ZM54 180H52V182H53ZM60 181V180H59ZM59 181H57V183L56 184H61V183H59ZM66 181V182H67ZM71 181V180H70ZM77 183L78 182H80L81 180H79L78 181V178H77ZM86 181H87V179H86ZM86 181L84 182V180L82 181V182H80V183H82L84 186H86ZM87 181V182H88ZM134 180H131L129 183H131V182H133ZM182 181H179V182H182ZM53 182V183H54ZM65 182V181H64ZM84 182V183H83ZM90 182V181H89ZM135 182V181H134ZM178 182V183H179ZM231 183V185H234L233 187L231 186V185H229L230 183ZM242 182V183H241ZM49 183H51V182H49ZM48 183V184H49ZM53 183H52V185H53ZM67 183H69V182H67ZM67 183H65V186H66V188L65 189H67ZM92 183H90V184H92ZM105 183H107L106 181H105ZM105 183H102V185H104ZM234 183H236V184H234ZM39 184V185H38ZM44 184H42V185H44ZM47 184V183H46ZM45 184V185H46ZM56 184H54V185H56ZM76 184V183H75ZM74 183L72 184V186L73 185H75ZM82 184H80L81 185V188H83L82 186ZM96 184H97V187H102L103 189H106L105 187H103L102 185H100V186H98V183L96 182ZM58 185H56V186H58ZM93 185H95V183L93 184ZM92 185V186H93ZM107 184H105V186H106ZM108 185H109V183H108ZM130 185H132V183L130 184ZM134 185V184H133ZM7 186V187H6ZM9 186V187H8ZM14 186H16V187H14ZM47 186V185H46ZM87 186H88V184H87ZM86 186V187H87ZM89 186H91V185H89ZM134 186H136V182H135V185ZM134 186H131V190L130 189H128L129 191L127 192L126 190H123L124 188H126L127 189V187L125 186V187H120L121 189H117V190H121V193H123V192H127V195H130V193H131V191H133L134 193L136 192L135 191V189H134ZM11 187V188H10ZM12 187H14L13 189H12ZM48 188H50L49 186H47ZM59 187V186H58ZM62 189L64 188V187H62V186H60ZM78 187V189H79V186H78V184L76 185V187L74 186L73 188H77ZM96 187V185L94 186V188ZM96 187V191H94V192H96V193H98L100 190H103L102 188H100L99 190H98V188ZM128 187H130L129 186V184H128ZM133 187V188H132ZM42 188H43V186H42ZM42 188H37V189H41L42 191H43V189ZM79 189V191L80 190H82V189ZM26 189H28V188H26ZM30 189V188H29ZM53 189V188H52ZM69 189H71V187H69L68 188V190ZM93 189V187L91 188V190ZM134 189V190H133ZM23 190V189H22ZM21 190V191H22ZM31 190V189H30ZM34 190V189H33ZM41 190H39L40 192H41ZM45 190H47V189H45ZM44 190V191H45ZM50 190V194H51V189H49ZM64 190V189H63ZM68 190H65V191H68ZM71 190H73V189H71ZM77 190V189H76ZM76 190H73V191H76ZM83 190H84V188H83ZM86 190V189H85ZM84 190V191H85ZM89 189H87L86 191H88ZM108 190H110V189H108ZM112 190V189H111ZM110 190V191H111ZM235 192H234V191ZM10 190H8V192H9ZM11 191V192H12ZM15 191H13V194H14V192ZM27 191V190H26ZM73 191H71V194H72V192ZM84 191H82V192H84ZM86 191H85V193H86ZM93 191V190H92ZM91 191V192H92ZM98 191V192H97ZM105 192H107L106 190H104ZM103 191V192H104ZM109 191V192H110ZM114 191H116V190H113L112 191V193L114 192ZM193 192L194 194H191L190 192ZM7 192V193H8ZM11 192H9L8 193V195H10V193ZM18 192H20V191H18ZM33 192V191H32ZM35 192L36 193H38L37 192V190L35 189ZM47 192H49V191H47ZM46 192V193H47ZM69 192H70V190H69ZM68 192V194H70ZM78 192V191H77ZM82 192L79 194L80 196H81V194H82ZM89 192V191H88ZM91 192H89V195H90V193ZM102 192V193H103ZM104 192V193H105ZM126 192H125V194H126ZM130 192V193H129ZM132 192V193H133ZM234 192V193H233ZM6 193V194H7ZM22 192H20V194H21ZM23 193H25V191H23ZM36 193H34L35 195H36ZM52 193H53V191H52ZM58 192H55V193H53L52 195H54V196H56V194H57ZM74 193V192H73ZM79 193V192H78ZM108 193V192H107ZM111 192L110 193H108V194H110V195H108L107 197H110V196H112L111 194H112ZM115 193V195L117 196V194H119L118 196H120L121 195V193H119V192H114ZM129 193V194H128ZM131 193V194H132ZM189 193V194H188ZM19 194V195H20ZM26 194H29V193H25V195ZM39 195H40V193H38ZM41 194H44V192H42ZM49 194V195H50ZM67 194V193H66ZM67 194V196H70V195H68ZM84 194V193H83ZM82 194V195H83ZM87 194V193H86ZM136 194L137 193H135V196H136ZM214 194V195H213ZM24 195V196H25ZM45 195V194H44ZM48 195V194H47ZM51 195V197L53 198V196ZM92 195H94L93 194V192H92V194H91V196H89V197H94V196H96V195H94V196H92ZM107 194L105 193V196H106ZM114 195V194H113ZM178 195V194H177ZM227 196V198L228 199H230L231 197H232V200H229L228 201V199L227 198H225L226 196ZM233 195V196H232ZM235 195V196H234ZM23 195H20V197H23V200L26 202V198L24 197ZM30 196V194L28 195V197ZM33 196V195H32ZM38 195H36V196H34V198L36 197V198H38L37 197ZM42 196V195H41ZM60 196V195H59ZM58 196V197H59ZM75 196H77V193H76V195L74 194V196L72 195V198L73 199H75L74 197ZM84 196H85V194H84ZM83 196V203H87V204H89V200H90V203H92V199H90V198H88V196H87V199H86V201H85V197ZM114 197V196H112L113 197V199H119V197ZM126 196V195H125ZM124 196V198H123V200L124 201H121V202H123V205L126 203V202H129L130 203V201L128 200V199H126L127 198V196L125 197ZM131 197H134V194H133V196L132 195H130ZM202 196V197H201ZM216 196H218V197H220V200H221V198L222 197H224L225 199L224 200H226L227 201V203L226 202H224V200H222V201H220L219 200V202H222V203H219L218 202V198L216 197ZM230 196V197H229ZM3 196H1V198H2ZM19 197V198H20ZM177 197V196H176ZM4 198V197H3ZM2 198V199H3ZM6 198V197H5ZM15 198V197H14ZM13 197L11 198L12 200L14 199ZM29 198H31V197H29ZM34 198L32 199H30V200H33V202H35L34 201ZM39 198H40V196H39ZM42 198H44L43 196H42ZM42 198H40L41 200H39V201H41V202H39V203H41V206H42V204L44 205V203H42L43 202V199ZM47 198V196L44 198V201H45V199ZM49 198H50V196H49ZM48 198V199H49ZM51 198V199H52ZM61 198V197H60ZM59 198V199H60ZM70 198V200H72L71 199V197H69ZM77 198H79V197H77ZM77 198H76V200H77ZM128 198H130V197H128ZM193 198V199H192ZM17 199V198H16ZM26 199V200H25ZM55 199V198H54ZM57 199V198H56ZM55 199V200H56ZM82 199V198H81ZM101 199H103V198H101ZM131 199V198H130ZM179 199L177 200V201H179ZM223 199V198H222ZM5 200H8V198H6ZM20 200V199H19ZM37 200V199H36ZM53 200V199H52ZM55 200H53V201H55ZM60 200H62V202H63V199L61 198ZM125 200H128V201H126L125 202ZM134 199H131V201H133ZM135 200H137V198L135 199ZM188 200V201H187ZM11 201V200H10ZM9 201V202H10ZM24 201H22V198H21V200L19 201V205L18 204H16L18 207L21 205V208L23 207V204L25 203ZM28 201H29V199H28ZM26 202L25 204L26 205H24V207L26 206V208H27V206L29 205H27V203H30V201L29 202ZM49 201L51 202V200L49 199ZM49 201H45V203L47 204V203H49ZM65 201V200H64ZM78 201H80V200H78ZM85 201V202H84ZM115 201V200H114ZM194 201V200H193ZM192 201V202H193ZM215 201V202H216ZM18 202V201H17ZM16 202V203H17ZM21 202H24V203H21ZM38 202V201H37ZM58 202H60L59 200H58ZM58 202H54L55 204L57 203V207L56 208H58V205H60L59 207L60 208H58V209H60L61 211H63L64 212V215H65V217H66V214L68 213V212H73L72 211V209L70 210L68 207H71V206H67V204H66V202H63V203H65L66 204V206H65V204H58ZM61 202V203H62ZM75 202V201H74ZM81 202V204L83 205V203ZM125 202V203H124ZM180 202V201H179ZM187 202H190L189 204H186V205H188V207L187 206H183V204H185V203H187ZM197 202H195V203H197ZM224 202V203H223ZM0 203H2V202H0ZM3 203H5L4 202V199H3ZM8 203V202H7ZM6 203V204H7ZM21 203V204H20ZM36 203V202H35ZM54 203H52V204H54ZM68 203V202H67ZM75 203H77V202H75ZM100 203V202H99ZM217 203H215L216 205H217ZM14 204V203H13ZM38 204V203H37ZM50 204V203H49ZM48 204V207L50 206ZM51 204V205H52ZM54 204V205H55ZM78 204V203H77ZM77 204L75 205V206H77ZM80 203L78 204V205H80V207L81 208H83L82 207V205H81ZM87 204H85V205H87ZM180 204V203H179ZM179 204H176V206H177V210H178V208H179ZM192 204H194V206L196 205L197 207H198V205H199V207L197 208V210H196V207L194 208L193 207V205ZM223 204V205H222ZM259 204H260V206H259ZM5 205V204H4ZM9 205V204H8ZM15 205V204H14ZM34 205H36V204H34ZM39 205V204H38ZM61 205H63V207H65L64 209L67 211V210H69L68 212H66V214H65V210H62L63 208H61ZM90 206L91 205H93V204H89ZM114 205H116V204H113V206ZM120 204H118V206L117 207H120V208H117L118 210H120V212L122 211L121 210V208H123V207H121V206H123V205H120ZM131 205H132V208H131ZM131 205L130 204H128V206H127V204H125L124 206H127L126 208L127 209H129V210H125L124 212L122 211L121 212V214H123V213H126L127 211H130L129 213H131V214H134V209H133V202L131 203ZM192 205V207L194 208V209H192V207H190ZM253 205H255L254 207H253ZM2 206V205H1ZM17 206H13V207H15V209H13V210H16V208H18ZM37 206V205H36ZM45 206V205H44ZM75 206H73L74 208H75ZM90 206H89V208H90ZM180 206H181V204H180ZM222 206V207H221ZM250 206H252L251 207V209L253 210L254 208V211L255 210H257V211H255L254 212V214L253 215H255V216H252V214L251 213H253V211L252 212H250L251 210H250ZM258 206V207H257ZM264 206V205H263ZM263 206H262V208H263ZM4 207H6L3 211L0 209V214H2L1 213V211L3 212V214L5 213V210L7 209V205L6 206H4ZM12 207V208H13ZM23 207V208H24ZM29 207V206H28ZM30 207H31V209H33V210H35V206L33 207L32 206V203L30 204ZM29 207V208H30ZM33 207V208H32ZM47 207V206H46ZM46 208V209H48V211L50 210V208ZM55 207V206H54ZM85 207V206H84ZM130 207V208H129ZM213 207V208H214ZM259 209L260 208V210H258L257 208ZM11 208V209H12ZM22 208V209H23ZM29 208H27L28 209V211L30 210ZM56 208H54V210L56 209ZM68 208V209H67ZM72 208V207H71ZM73 208V210H75ZM247 208H249V209H247ZM20 209V208H19ZM18 209V210H19ZM38 209H42V207H40V205H39V207H38ZM45 209V208H44ZM130 209H133V210H130ZM181 209V208H180ZM17 210V211H18ZM24 210H25V208H24ZM76 210H79V209H76ZM76 210L74 211V212H76ZM83 210V209H82ZM248 210V211H247ZM250 210V211H249ZM21 210H19L18 212H20ZM26 212H24L25 214L28 212L27 210H25ZM38 211V210H37ZM36 211V212H37ZM39 211H41V210H39ZM42 211H43V209H42ZM84 211H85V208H84ZM87 211V210H86ZM86 211H85V213H86ZM105 211V210H104ZM131 211H133V213L131 212ZM180 211H182V210H180ZM17 212V217H18V215L20 214V213H18ZM30 213L32 212V210L31 211H29ZM28 212V214H29V216L31 217L32 216V213H31V215H30V213ZM35 212V211H34ZM35 212V213H36ZM47 211H45V213H41L40 215H44V214H47L46 213ZM50 212V211H49ZM49 212H48V214H49ZM59 212V211H58ZM73 212V213H74ZM120 212L118 211V213L120 214ZM247 212V215L245 214ZM248 212H250V216H248L249 215V213ZM263 213H264V211H262ZM21 213H23V210H22V212ZM24 213L23 214H21V215H23L24 216ZM34 213V214H35ZM38 213L39 212H37V218H38ZM50 213H55V212H50ZM59 213H61V212H59ZM57 214V210H56V213L55 214H53V216L55 215L56 217H57V215H60V216H62L63 217V214L61 215V214ZM72 213V214H73ZM78 213L79 214H81L80 213V210H79V212H76L75 214H77L78 215ZM262 213V214H263ZM33 214V215H34ZM75 214H73V215H70L69 213L67 214L68 216L70 215V217L72 216L73 218L74 217H76V218H78V217H82V216H78L77 217V215H75ZM83 214V213H82ZM130 214V215H131ZM181 214V213H180ZM75 215V216H74ZM84 215V214H83ZM115 216L114 217H119V215H117V213L116 214H114ZM258 215V216H257ZM264 215V214H263ZM29 216H26L25 218H28V219H31ZM36 216V215H35ZM45 216V215H44ZM43 216V218L42 217H40L39 216V218H38V220L36 221L37 222V225H38V223H39V219L40 218H42V220L45 218ZM48 216V215H47ZM52 216V217H53ZM85 216H86V214H85ZM87 216H88V214H87ZM257 216V217H256ZM261 216V218H258V217H260ZM0 217H2L1 215H0ZM17 217H13L14 219H11L12 220V222L15 224V222L16 221H18V222H16V224L15 225H12V226H14V228H12L11 227V224H12V222L10 221L9 222V224H8V226H10L11 227V229L12 230H10V228H9V231L11 232V231H13V232H11L12 234L14 233V234H16V233H18V235H19V231H16V229H15V227H17L20 223V220L22 219L23 220V225L21 224L20 225V227H17V229L18 228H20V230L21 229H23V230H25V229H27V227L29 226V225H32V224H29L28 223V219H27V221L25 220V218L23 219V218H19V219H17V220H15V218H17ZM34 217V216H33ZM55 217V218H56ZM68 218V219H66V218H64V219H66L65 220V224H66V222L69 224V220L71 221V219L72 218ZM112 218V222L114 223L115 221L114 220H116L115 218ZM118 217H117V220H118ZM131 218L133 217V216H130ZM244 217V218H243ZM35 218V220H36V217H34ZM34 218H32V219H34ZM50 218V217H49ZM60 218V217H59ZM264 218V217H263ZM46 219V220H45ZM44 220H43V222L42 221H40V224H49V220H50V223L52 224V225H50L51 226V229H52V227H53V221H55V220H53L52 218H50L49 220H48V218H45ZM51 219H52V221H51ZM58 219V218H57ZM64 219H62V222H59V224H58V220L57 221H55V222H57V224L59 225L57 228L59 229V227H60V223H64ZM84 219H87V218H84ZM83 219V220H84ZM114 219V220H113ZM132 219H134V218H132ZM260 219V220H259ZM21 220V221H22ZM25 220V221H24ZM61 220V219H60ZM73 220V219H72ZM150 220L151 221H149V222H153V224L152 223H149L151 226V228H152V226L153 225H155V221L154 220H152V218H150ZM261 220H262V224H259V221L261 222ZM44 221H48V222H46V223H44ZM120 220H118V222H119ZM132 221V220H131ZM134 221H136V219H134ZM134 221H132V222H134ZM176 221V220H175ZM182 221H180L181 223H182ZM25 222H27L26 224L28 225V226H26L24 223ZM31 223H34V222H32V221H30ZM35 222V223H36ZM42 222V223H41ZM53 222V223H52ZM72 222H75V218H74V220L72 221ZM72 222H70L71 224H73ZM82 222H86V225L84 224V226H86V232L88 231V229L90 228V225H91V222H90V224H88V222L87 221H82ZM81 222V223H82ZM127 222V224L129 223V220H127L126 221ZM174 222V221H173ZM177 222V221H176ZM17 223H19L18 225H17ZM35 223L33 224V225H35ZM94 222H92V224H93ZM99 223H101V222H99ZM96 224L97 226L98 225H101V224ZM120 223V222H119ZM180 223V224H181ZM223 223L227 226H225V225H223ZM236 223H237V221H236ZM242 223H240L239 224V222L236 224V225H240V226H242ZM46 224V228H47V225ZM56 224V223H55ZM83 224V223H82ZM89 226H88V225ZM103 224H104V221H103ZM103 224L101 225V227L100 228H103L104 226L106 227V226H108L109 225V223H107V225H105L106 224V222H105V224H104V226H103ZM259 226H258V225ZM17 225V226H16ZM36 225V226H37ZM62 225V224H61ZM67 225V224H66ZM75 225V224H74ZM74 225H70V227H74ZM77 225V224H76ZM80 224H78L77 226H79ZM115 226H117V225H120V224H117L116 225V222H115V224H114ZM140 226H141V223L139 224ZM235 225V226H236ZM43 226V225H42ZM50 226H48V227H50ZM56 226L57 225H55L54 227L55 228H53L52 229V231L54 230V229H56ZM80 226H82V227H79V228H76V226H75V228H76V230L77 229H85V227L83 226V225H80ZM88 226V227H87ZM94 226H95V224H94ZM110 226V225H109ZM109 226H108V233H109V231H110V228H111V230H113L112 229V226L109 228ZM223 226H225L226 228V230L224 229V227ZM249 226V227H248ZM26 227V228H25ZM40 227H41V225H40ZM44 227V228H45ZM68 226H66V227H63V229L64 228H66V229H69L70 227H68ZM84 227V228H83ZM183 227H181L182 229H183ZM31 227L29 226V229L28 230H30L33 234H35V236H36V233H35V231L37 232V230H38V228L37 227H35L36 229L35 230H33L34 229V226L30 229ZM45 228V229H46ZM62 227H60V229H61ZM88 228V229H87ZM92 228H94L95 229V227H92ZM98 228V227H97ZM96 228V229H97ZM99 228V229H100ZM107 228V227H106ZM121 230H122V227H119ZM233 228H236V227H233ZM233 228H232V230H233ZM239 228V227H238ZM242 228V227H241ZM240 228V230H242ZM13 229H15V231L13 230ZM43 229V228H42ZM45 229H43L42 231H44ZM49 229V228H48ZM47 229V230H48ZM50 229V230H51ZM59 229V230H60ZM64 230L65 232H69L70 234L73 232V233H75L74 231H72V228L71 229H69L68 231L67 230ZM74 229V228H73ZM81 229L80 230H75L76 232H78V231H81ZM99 229H98V231H99ZM124 229V228H123ZM181 229V230H182ZM248 229L246 230V231H244V232H246L247 233V231H248ZM254 229V230H253ZM22 230V231H23ZM33 230V231H32ZM116 230H118V232L117 233H121L120 235L122 236L123 235V230H122V232H121V230H119V229H116ZM20 232L21 234L20 235H27V234H24V231L23 232ZM39 231H41V229H39ZM56 231H58V230H55L54 232H56ZM61 231H62V234H63V230L61 229ZM72 231V232H71ZM83 231V230H82ZM81 231V232H82ZM97 230H96V232L93 230V232L94 233H97L98 232ZM182 231H184V229L182 230ZM186 231L184 232V233H186ZM235 231H237V230H235ZM239 231V230H238ZM26 233L28 232L27 230L25 231ZM81 232H79V234L81 233ZM85 231L83 232L84 234H86V235H89V233L87 234ZM89 232H90V234H92L91 233V229L89 230ZM100 233H102V231L100 230L99 231ZM99 232H98V234H99ZM111 232V231H110ZM115 232V231H114ZM241 232H243V231H241ZM244 232L242 233L243 234V236H246V235H248L249 233H251L250 232V230L248 231V233L247 234H245L244 235ZM42 233V232H41ZM46 233H48V232H46ZM53 232H51V234H52ZM69 233H68V235L66 234V233H64L65 235H62L61 234V236L62 237H67V238H69ZM83 233H81L82 235H84ZM183 233V232H182ZM194 233V234H195ZM221 233V234H220ZM226 233H228V232H226ZM231 233V232H230ZM232 233H234V231L232 232ZM231 233V234H232ZM5 234L6 235H4V233H3V237L5 236H7V233L5 232ZM14 234H13V236L12 237H14V239H12V238H9V236H8V238L6 237V238H4V239H7L6 241V243H9V244H11L12 242V244H13V247H12V244H11V246H9V245H7L6 243H5V241L2 239V241L9 247V249L10 250H14L15 249V245L16 244H14V241L17 239V237L18 236H14ZM29 234V233H28ZM33 234H31V235H33ZM43 234V233H42ZM42 234H41V236H42ZM50 234V232L47 234V235H49ZM60 234V233H59ZM77 234V233H76ZM97 234V235H98ZM104 234V233H103ZM102 234V237H100V236H98V237H100L99 239H100V241L104 238L103 235ZM220 234V235H219ZM236 234V233H235ZM234 234V235H235ZM237 234H239V233H237ZM241 233H240V235L239 236H237V237H241V235H242ZM17 235V234H16ZM19 235V236H20ZM30 234L29 235H27V236H30L31 238L30 239H34L35 238V236L33 235V237L34 238H32V236H31ZM39 235V234H38ZM45 232H44V237H45ZM46 235V236H47ZM67 235V236H66ZM78 235V234H77ZM97 235L95 236V237H97ZM99 235H101V234H99ZM110 235H113V237L114 238H112L111 236V238H112V242L114 241L115 243H117V241H118V244H120V246L122 245V247H117V251H118V253L120 254V252H119V249L120 248H123L124 249V244H127L126 242H125V240H122L123 238L125 239V237H121L120 236V240H122V241H124L123 243H122V241H120L121 243H119V240H117V238H119V237H116V236H119V235H117L116 233L115 234H111L110 233ZM212 236V237H215V238H217L216 236ZM225 235V233L223 234V237H225L224 236ZM227 235V234H226ZM233 235V234H232ZM251 235H253L252 233H251ZM254 235V236H255ZM259 235H256L255 237H257V240L256 239H254V240H256V241H254V240H252V237L254 238V236H249V237H244L245 239L246 238H251V240H248L249 242L251 241L252 242V246H253V244L256 242H258V241H260V243H261V241H264V239H263V237L262 238H260V237H258ZM93 235H91L90 236V239H91V237H92ZM109 235H107V236H105V237H107V238H109L108 237ZM208 236V235H207ZM211 236V235H210ZM242 236V237H243ZM22 238H21V240L22 239H24V236H21ZM44 237H41L40 238V235H39V237H37L38 239L40 238L41 239V241H42V238H44ZM48 237H51L50 235L48 236ZM60 237V236H59ZM95 237H94V239L92 238V240L93 241H95V243L94 242H90V244L91 243H94V245L96 244V245H98V242H100V241H98V237L95 239ZM116 237V238H115ZM186 237H187V235H186ZM211 237V238H212ZM227 237V236H226ZM229 237H231L230 236V234H229ZM234 237V236H233ZM242 237L241 238H239V239H241V241L240 242H244L242 245L241 244H239V246H242L243 248L246 246L245 245V242H246V240L244 239V240H242ZM28 238V237H27ZM36 238V239H37ZM61 238V237H60ZM67 238H65V240H63V241H66V239ZM102 238V239H101ZM111 238H109L106 242L104 241V240H102V242H100L101 244L100 245H103V247H104V243H106V245H109L110 243V241L109 240H111ZM122 238V239H121ZM199 238H202V237H200L199 236ZM204 238V237H203ZM207 238V237H206ZM210 238V239H211ZM219 238V237H218ZM235 238V237H234ZM258 238H260L261 240H258ZM14 240V241H12V242H10V240ZM19 239H20V237H19ZM19 239H17V241H15L16 243H19L20 242V240ZM29 239V238H28ZM27 240V241H30V245H29V243L27 244L26 242V244L27 245H25V243H24V247H26V249L29 247V246H32L31 244H34V243H36L37 242V240L35 239L34 241H36V242H34V243H31L33 240ZM89 239V240H90ZM113 239H116V240H113ZM208 239L209 238H207V241H208ZM213 239V238H212ZM223 240H224V238H222ZM222 239H220V240H222ZM226 239V238H225ZM8 240H9V242H8ZM25 240V239H24ZM24 240H23V242H24ZM68 240V239H67ZM197 240V239H196ZM195 240V241H196ZM204 239H201V241H203ZM214 240V239H213ZM236 240H238V238H235V240L234 241H236ZM19 241V242H18ZM98 241V242H97ZM187 241H188V239H187ZM205 241V240H204ZM226 241V240H225ZM253 241H254V243H253ZM109 244H108V243ZM130 242V241H129ZM128 242V243H129ZM197 242H200V241H197ZM206 242V241H205ZM205 242H203L204 243V245L206 244V246H204L206 249H207V244H209L210 245V242H207V243H205ZM213 242V241H212ZM216 242H218V241H216ZM230 242V241H229ZM228 242V243H229ZM233 242V241H232ZM251 242H250V244H251ZM21 243H22V241H21ZM20 243V245H22ZM38 243V242H37ZM86 243H88V241L86 242ZM139 243V242H138ZM138 243H136L134 246L135 247H137V248H135V251H136V249H138V252H140L141 250V248L142 247H140V249L138 248L139 247V245H138ZM220 243V242H219ZM225 243V242H224ZM237 243H239V241L238 242H236V244ZM248 243V242H247ZM263 243V242H262ZM39 244H40V241H39ZM88 244L89 245V247L90 246H92L93 244ZM114 244V243H113ZM140 244V243H139ZM213 244V243H212ZM223 244V243H222ZM230 244H232V249H233V251H232V249L231 250H229V248L227 249V248H225L224 247V249H227L226 251H228V252H237L238 251V249H236V247H235V245H234V243H231L230 242ZM18 246L17 248H22L21 246ZM29 245V246H28ZM85 245H87V244H85ZM88 245H87V247H88ZM128 245V244H127ZM129 245H133V244H130L129 243ZM194 245H196V243L194 244ZM229 245V244H228ZM243 245H245V246H243ZM17 246V245H16ZM35 245H33L32 247H34ZM118 246V245H117ZM140 246H143L142 244L140 245ZM203 246V245H202ZM210 246H212V245H210ZM209 246V247H210ZM215 245H213V247H214ZM225 246V245H224ZM231 245H229V247H230ZM233 246H234V248H235V250H237V251H234V248H233ZM237 246V245H236ZM249 246H251V245H249ZM251 246V247H252ZM260 246H262V244L260 245ZM8 247H7V249H8ZM23 247V248H24ZM32 247H30V249L32 248ZM38 247V245H36V248ZM101 247V246H100ZM115 247H116V244H115ZM125 247H126V245H125ZM195 248H196V246H194ZM198 247H199V245H198ZM228 247V246H227ZM241 247V250H243V248ZM253 247H256L255 245L253 246ZM20 248L18 249V250H20ZM36 248H32V249H36ZM41 248V244H40V246H39V248H37V249H39V250H41L40 249ZM205 248H202V249H205ZM212 248V247H211ZM216 248H219V247H216ZM220 248H221V245H220ZM231 248V247H230ZM237 248H238V246H237ZM240 248V247H239ZM249 248V247H248ZM247 247H246V250L248 249ZM257 248H258V244H257ZM260 248V247H259ZM263 249H264V247H262ZM25 249V248H24ZM42 249L44 250V248L42 247ZM132 249V247L130 248V250ZM143 249V248H142ZM187 249V248H186ZM197 250H193V252L195 251V253H196V251L198 252V249L199 248H196ZM251 249H253V248H251ZM256 249V248H255ZM261 249V248H260ZM260 249H259V251H260ZM22 250V249H21ZM121 250V249H120ZM134 250V249H133ZM249 250V249H248ZM8 251V250H7ZM123 251V250H122ZM134 251V252H135ZM184 251V250H183ZM203 251V250H202ZM205 251V250H204ZM216 251H217V249H216ZM215 251V248H214V252H216ZM222 252L223 250L222 249H220L219 250V252ZM225 250H224V252L225 253H228V252H226ZM240 251V250H239ZM244 252H245V249L243 250ZM253 251H255V250H253ZM9 252V251H8ZM13 251H11L10 253H12ZM36 252V251H35ZM124 252V251H123ZM123 252H122V255L124 256V254H123ZM187 252V251H186ZM207 252V251H206ZM208 252H210V250H208ZM213 252V251H212ZM213 252V253H214ZM218 252V251H217ZM216 252V254H218ZM221 252H220V254H221ZM224 252L221 254L222 256H226L225 258H230L232 255H231V252L230 253H228V255L230 254V257L226 254H224ZM242 252V251H241ZM252 252V251H251ZM250 252V253H251ZM262 253H263V256H264V250L263 251H261ZM9 253V254H10ZM132 253V252H131ZM181 252H179V255H182V254H180ZM183 253V252H182ZM188 253H190V251L188 252ZM188 253H186L187 255H189ZM192 253V252H191ZM200 253H202L201 251H200ZM200 253H199V255H200ZM239 253V252H238ZM237 253V254H238ZM243 253V252H242ZM249 253V251H248V254H250ZM259 253V252H258ZM261 253V254H262ZM133 254V253H132ZM185 254V255H186ZM193 254V253H192ZM197 254V253H196ZM204 254V253H203ZM209 254V253H208ZM220 254H218V255H220ZM224 254V255H223ZM236 254V253H235ZM234 254V255H235ZM236 254V255H237ZM239 254H241V253H239ZM253 254H256V253H254L253 252ZM252 254V255H253ZM260 254V253H259ZM13 255H14V253H13ZM122 255H120L121 257H122ZM191 255V254H190ZM210 255H212L211 254V252H210ZM221 255L219 256L220 258H218L217 257V255H216V257L218 258V259H220L221 260V258H223V257H221ZM243 255V254H242ZM245 255H247L246 254V252H245ZM244 255V256H245ZM251 255V254H250ZM12 256V255H11ZM119 256V255H118ZM119 256V257H120ZM193 258H194V256L193 255H191ZM243 256V258L244 259H246V261H247V263H248V259L246 258V257H244ZM258 256V255H257ZM262 256V255H261ZM183 257V256H182ZM191 257V258H192ZM196 257H197V255H196ZM210 257V259H211V256H209ZM212 257H214L213 255H212ZM233 257V256H232ZM232 257H231V262H230V264H238L237 263V259L239 258V256H238V258H236V256H234L235 257V260H234V257H233V259H232ZM253 257H255V256H253ZM253 257H252V259H253ZM259 257H260V255H259ZM179 258V257H178ZM177 258V259H178ZM264 258V257H263ZM38 260H39V258H37ZM119 259V261H123V260H120L121 258H118ZM123 259V258H122ZM189 259H190V257H189ZM189 259H187V260H189ZM224 259V258H223ZM244 259L242 260V264H246V262H244L243 263V261H244ZM250 259V258H249ZM184 259H181L180 260V263L181 264H183L184 262H186L187 263V261L186 260H184ZM192 259H190V261H191ZM226 260H228V259H225V262H226ZM230 260V259H229ZM228 260V261H229ZM239 260L241 261V259H238V262H239ZM254 260V263H255V259H253ZM259 260V264H260V259H258ZM261 260H262V258H261ZM61 261H63V260H61ZM68 261V260H67ZM67 261H65V262H67ZM183 261V262H182ZM190 261H188V263L190 262ZM194 261V260H193ZM192 261V262H193ZM210 261V260H209ZM211 261L213 262L214 260H212L211 259ZM215 261H216V259H215ZM214 261V262H215ZM224 261V260H223ZM228 261H227V264H229L228 263ZM252 260L250 259V262H251ZM13 262V261H12ZM11 262V263H12ZM191 262V263H192ZM211 262V263H212ZM216 262H219V260H217ZM221 263L220 264H223L222 263V261H220ZM249 262V263H250ZM61 263V262H60ZM121 263V262H120ZM186 263H184V264H186ZM190 263V264H191ZM210 263V264H211ZM248 263V264H249ZM258 263V262H257ZM62 264H64V262L62 263ZM67 264H69V262H67ZM213 264V263H212ZM217 264V263H216ZM226 264V263H225ZM240 264V263H239ZM251 264H253V263H251Z\"/></svg>",
  "mask_w": 264,
  "mask_h": 264
},
{
  "label": "rangeland",
  "instance_id": "obj_2",
  "mask_svg": "<svg viewBox=\"0 0 264 264\" xmlns=\"http://www.w3.org/2000/svg\"><path fill=\"white\" fill-rule=\"evenodd\" d=\"M125 2H127V1H125ZM125 2H124V3H125ZM130 2H131V1H130ZM130 2H129V3H130ZM133 2L135 3V0H133ZM140 2H141V1L137 2V4H138L137 6H136V3H135V6H136V7H135V6H134V7H135V8H138V6H140V4L143 5V4H145V2L147 3L146 0H143L141 3H140ZM124 3H123V4H124ZM117 4H118V2H114V6H117ZM126 4H128V3H125L124 5H126ZM186 9H187V8H186ZM183 16H184V15H182V17L179 18V17L176 15L175 17H178L179 19L182 18V21H183ZM102 19H105V18H102ZM179 19H176V18L174 19V18H173V20H174V21H172L173 26L171 25V23H170L169 20H167V22H166L167 25L164 24L166 20L163 21V22H164V23L162 24V25H164V26H163V30H162L163 33L165 32V29H167V28L169 29L170 26H171V27H174V26H175V21H176V26L178 25L177 23H179V24L182 23V21L179 20ZM94 21H95V20H94ZM168 21H169V22H168ZM178 21H180V22H178ZM107 22H109V21H107ZM107 22H106V23H107ZM74 23H75V22H74ZM106 23H103L104 25H102V23L98 22V24L95 25L96 28H97V31H98V32H99V30L103 31L102 34H101V31H100V34L103 35V36H104V33L106 32V30H107V28H108L107 25H106ZM183 23H184V21H183ZM97 25H98V27H97ZM168 25H170V26H168ZM77 26H78V28H77ZM79 26H80L79 24H73V25L71 26V29H70L71 31H69V33L72 34V31H73V29H74V32H73V33H74V37H75V36H76L75 33L77 34V33L79 32V35H80L81 33L86 32V30H84V29H85L84 26H83L84 28L81 27V26H80L81 28H79ZM85 26H86V25H85ZM90 26H91V25H90ZM103 26H104V27H103ZM86 27H87V26H86ZM166 27H167V28H166ZM177 27H178V26H177ZM93 28H95V27L92 26V28H90V29H93ZM111 28L114 29L115 26L111 25ZM174 28H175V27H174ZM75 29L77 30V32H76ZM80 29H82V30H80ZM116 29H117V27H116ZM94 30H96V29H94ZM97 31H96V32H97ZM255 32L258 33V31H255ZM69 33H68V36H69L70 38H72L73 36H70ZM161 33H162V32H161ZM163 33H162V34H163ZM77 36H78V35H77ZM106 39H107V38H106ZM186 39H187V38H186ZM188 42H190V44H191L193 41H192L191 39H189ZM193 43H194V42H193ZM193 43H192V44H193ZM187 46L189 47V45H187ZM192 46H193V49H194V50H193L194 53H193L192 50H190V51H192L193 54H191V52L188 51L189 54H191V57H192V55L195 56L196 54H197V55H200V57H199V56H196V57H197L196 59H194V57H192V58H193L192 61H194V60H196V61H197V60H198V61L201 60V61H199V62H197V63H196V62H193V64L195 63L196 65H194V66H192L193 64H192V65H189L188 68H190L191 66H192L193 68L196 67V66H199V64H201L200 62H202V60H205V59H206L205 61H206L207 63L205 62V64H204V62H202V67H204V69H203L201 66H200L201 68H200V67H198V68H200V70H201V72H202L203 74H204V72H203V70H204V71H206L207 74L209 75V74L211 73V72H209V71H213V70H212V69H213V66L215 65V67H217V66H216V64H217L216 61H214L212 58H206V57H204L203 54H202L201 52H200V53L195 52L196 43H194ZM194 46H195V47H194ZM189 48H190V47H189ZM187 50H189V49H187ZM39 52H40V51H39ZM41 54H42V53H39V55H41ZM187 54H188V53H187ZM187 54H185V58H186V55H187ZM189 54L187 55V58H186V60H185V62H187V63L191 61V59H190L191 57H190V58L188 57ZM201 54H202V55H201ZM39 57H40L39 59L41 60V57H42V56H39ZM203 57H204V58H203ZM27 58H30V57L27 56L26 59H27ZM188 58H189V59H188ZM199 58H200V59H199ZM201 58H202V59H201ZM246 58H247V57H246ZM24 59H25V58H24ZM26 59H25V60H26ZM37 59H38V58H37ZM37 59H36V60H37ZM210 59L213 61V63H212V61H211ZM244 59H245V58H244ZM31 60H32V58L30 59V61H31ZM33 60H34V59H33ZM187 60H188V61H187ZM209 61H211V62L209 63ZM245 61H247V59L243 60V62H245ZM252 61H253V60H252ZM252 61H251V62H252ZM243 62H241V63L243 64V66H247V68L250 67V65H251V67H250L249 69H247V71H248V70H251V71H248V72H247V71H244V69H245L246 67H243V68L241 67V68H238V69L235 68L234 70L232 69L233 72L230 71L229 75L232 73L231 75H232V79H233V74H236V70L238 71L239 69H241V70H242V71H241L242 74H240V72H239V74H238V72H237V74L234 75V76H235L234 79H235L237 76L240 77V78H241V76H242L241 79H240V78H236L235 80L240 79V81L238 80V81H236V82H241V80H243L244 84L247 86L248 82H253V81L251 80V79L254 78V77L252 76V74H253L254 76H256L254 79L257 80V82L255 81L256 84H255V83H250V85H253L254 88H255V87L257 88V92H256L257 94L261 93V92H258V89L260 88L259 90H260V91H263V90H264V86H263L264 83H262V87H260L261 85L258 84V83H259L258 80H259L260 77H262V78H261V80H262L261 82L264 81V79H263V78H264V77H263V76H264V74H263V73H264V70L261 69V67H260V68L258 67L257 62H255V64H254V62H252L254 65H252V63L250 62V60H248V61L246 62V65H244ZM248 62H249V64H248ZM35 63L37 64L38 62H35ZM35 63H33V65H34ZM190 63H192V62H190ZM214 63H216V64H214ZM250 63H251V64H250ZM262 63H264V61H263ZM36 64H35V65H36ZM188 64H189V63H188ZM197 64H198V65H197ZM207 64H208V66H210V67L212 66L211 69H209L210 67H205V66H204V65L207 66ZM209 64H211V65H209ZM242 64H241V66H242ZM35 65H34V67L32 66V69H31V70H32V72H33L34 74L31 72V73H32L31 75H35V76L38 75L39 78L41 77V78H43V79H44V77L46 78V77L48 76V74H47V76H45L46 73H44V72H42V71L39 72V70H40L41 68H39V67H35ZM177 65H178V64H177ZM177 65H176V66H177ZM248 65H249V66H248ZM263 66H264V64H263ZM192 67L190 68V70H192L193 72H192V71L189 72V75H190V76L192 75V74H190V73H193L194 76H196V75H198V74L201 75V78H199L200 75H198V76L195 77L197 80H198V78L200 79V81L198 80V82H200L199 85L197 84L198 86H200L201 84L203 85V83H201V82H203V81H201V79L205 80V79H206L207 77H209L210 75H211V78L209 77L208 80H207V79H206V80H207V82L210 81V80L213 81V79H212L213 75H212V74H210L209 76H208L207 74H206L207 76H206V75H202V73L200 72V70H199L198 68H196V69H197V71H199V72H197V71L195 70L196 73L194 74V69H193ZM38 68H39V69H38ZM176 68L178 69V70L176 69V73H175V69H174V71L172 72L173 74H177V73H178L177 75H175V77H174V75H172V74H169V75L162 74V75H158L159 79H158L157 76H156L157 78L155 77V78H156V81H158V83L155 81V78L153 79L154 81L152 80L154 83H156L155 86H157V88H156L155 86H153V87H155V88L153 89V91H154V93H156V94H154V95H149V96L147 95L148 97L146 96V97H145L146 99H145V98H141V97L137 94V92L135 91V89H134V92H136V93H131L132 91L129 90V87H128V86L122 85V84H123V81H124V78H122V77H123V74H122V76H120L121 73L115 72L114 75H112L113 73H110V72L108 73L107 71H104V70H102V69H98V71H94V72H96V73H94L95 75H97V73H98V75L101 74V77H102V75H103L104 78H101L100 76L98 77V75L95 76V75L93 74V72H92L93 77L95 76L94 78H97V77H98V78H97L96 81H95V80L93 81V82H95L96 86H95V84H91V85H94V86H91L90 89L93 88V87H97V88L100 89V90H98V89L96 88V90L99 91V93L103 91L104 94H105V93L107 94V92H108L109 95H106V96H107V97H106V96L102 93V94L104 95V97H103V95L100 93V94L102 95V97H101V95H100L96 90H95L96 94H94V93H95L94 90L91 89V90L94 92L91 96L94 95L95 97H98V95H99V97L96 98V99H94V101H93L92 103H90V102L92 101V98H94V97H91V101H90V96L87 97V96H85V95H86L85 92L82 93V95H81V96H82L81 99H82V100L87 99V100L90 101V102L88 101V106H89V107L87 106V104L85 105V107L89 108L90 110L87 109V108H85V107H83V109H86V110H87V113H89L91 116H93L92 113H94V112L97 111V110L95 111L94 109H95V108L98 109V107H94V108H93L94 111H93L92 113L90 112V111H92V107H91V106H92V104H93L94 102L96 103V102L98 101L97 103H99V100H100V101H101V100H102V101L106 100L107 102H109V103H111V104H112V102H113L112 107L116 106V107H115V111H113L112 113H110V115L105 114L106 116H104V111L106 112V111H107V108H110V107H111V106H110V107H107L106 104H109V103H106V101H105V102H102V101H101V102H100V103H101L100 105H101L103 108H100L101 106L98 105L97 103H96V104H93L94 106H96V105L99 106L100 110L103 109L104 111H102V112H99V111H98V112H97V113H99L98 115H96V117L98 116V118H97L98 120L92 118L93 120L96 121V122L94 121V125L97 124V127H98V128L96 127V125H95V127H96L98 130H96L95 127L92 128V129H94V131H96V133H99V134H97L95 138L88 137V139H86V144L88 143L87 146L89 145V143L91 144V145H89V146L91 147V151H92V152L96 151V152H95L96 154H97L98 151H99V152H98V154H97V156H96V154H95V153H92V152H89V154H88L87 151H89V150H86L87 153L85 152L84 154H85V155L88 154V155H87L88 158H87L84 154H83L82 157L80 156L81 158H80L79 156H76L77 158H78V157L80 158V160H78L80 163H81L82 160H84L83 157H84L85 159H87V160L91 157L92 160L89 159V160H91L90 162H88L87 160H84L83 163H86V162H87L88 164L86 163V165H88V166H89V164H90V167H92L93 170H92V169H88V170H91V171H89L88 175H87V172H88V171H87L86 169L89 168V167L84 168L85 170H84V169L82 170V169L79 168L80 170H82V173L79 172V169H77L78 171H77V170H75V171H74V170H71V171H70V170H66V171H68L67 173L65 172V170H63V171H64V172H63V173H64L63 176H65V175L67 174L65 177H69L71 181H70V180L67 181V178H64V179L62 180L63 177H60L61 175L59 176L60 178L58 177V178H59V179H58V178H57L58 175H57L56 173L53 174L52 176L49 175V176L42 177V178H40V177L37 178V176H38L37 173H36V174L34 173L35 176H33V174H30V175H29V176H30V177H29V178H30V181L32 180V181L34 182V181H36V180H38V179L40 180V184H41V185H39V184H38V185H39L40 188H42V186H43V188H44V189L42 188L43 191H42L41 189H37V188H39V187H37V184H36L35 182H34L33 184H28V186H27V185H25L24 183H21L20 181H19V183H18L20 186L17 185L16 190H17L19 187H22V188H20V190H17V193H16L15 188H14V187H16V186L12 187V189L14 188L13 191H15L14 194H13V191H12L11 189L6 188V192H5V191H2V192H1L2 189H0V202H2V203H0V209L2 208L1 210L3 211V210L6 208V207H4V206H6V205L8 206L7 209L5 210V213L3 214L4 211H3V212L1 211L2 214H0V215L2 216V217H0V264H62L63 262H64V264H67V262H69V264H181V263H180V260H181V259L186 260L187 263L184 262V263H186V264H190L193 260H194V261H193L191 264H210V263L212 262L211 259L214 260V261H215V259H216V261L219 260V262H216V261L214 262V261H213V262H212L213 264H216V263H217V264H220V263H221L220 261H222L223 264H225V263L227 264V261L230 259V260L228 261V263L230 264V262L232 261V260H231V257H232V256H233V257L236 256V258H238V256H239L238 259H241V261L239 260V262H238V259H237V263H238V264H239V263L242 264V260L244 259L243 256L245 255V252H246L247 255H245L244 257H246V258L249 260L248 263L250 262V259L252 260L249 264H251V263H253V264H259V260H258V259H260V264H264V258H263L264 256H263V253L261 252V251L264 250V249L262 248V247H264V241H261V243H260V241H258L257 243H256V242L254 243V241L257 240V237H255V236H256V235H259L260 233H258V234L255 235V234L253 233V231L251 232L252 229H250V228H253V227L255 228V227H256V226H255L256 223H254L253 227H251V226L249 227V226H248L249 229L246 228V230H247V229H248V231L250 230V232L253 234V235H251V233H249V234H248L249 236L252 237V236L255 235L254 238L252 237V240L256 239V240L253 241V243H254L253 246L255 245L256 247H253V246H252V242L250 241V242H251V244H250V242L248 241V240H251V238H250V239H249V238H246V239L244 238V237H249L248 235L243 236V234H242L244 231H246V230H244V228H243V225H244V224L246 225V223H245V222L242 223L243 220L245 221V218H244V217H243V218H244L243 220H242L241 217H239L238 220H237V219L235 220V223H229L230 221L227 222V223L225 222V224H226L227 226L230 224V226H231V225H232V226L234 225L233 227H236V228L231 227V229L228 230V231H222V234H221V233H220L221 235L219 234L220 236L215 235V234H212V233L207 234L208 236H207V235H205V236H204V235H197L195 232H193V234H191V232L188 233V231H186L185 228L183 227V225H184V221L180 220V218H183V217H184V213H185V212H184V211H185V207H182V203H181V202H183V201L185 202V200H186V198H187V197H186V196H187V193H186L185 198H184V195H182V194L185 193V192H187V191H186V190L182 191V192L180 193L181 196L179 195V191H180V190L178 191V188H179L180 186H181L180 189L182 188V185H183L182 183H186V182H188L189 180L192 179V178L190 179V177H189V178L187 177V176H189V174L192 175L191 173L193 172V176H195V175H196L195 173L199 172V170L197 171L198 168H199V169L201 168V170H202V168H205V167H206V164H205V163H203L204 165L201 164L202 162H204L203 160L205 159L206 155L208 154V153H207V154L204 155V153H206L207 149L210 148V147L213 149V147H214V146H213V144H214L213 139H215V138L217 139V137L219 138V136H218L219 134H218V133L223 132V134L221 133L222 135L220 134V136L223 137V135L225 136V134H226L227 131H229L228 133H230V130H231V132H232V129H233V128L230 129L231 126H229V128H228L227 124H226V125L224 124V125L227 126L228 129L225 128V127H224V128H225V129H224V128H223L224 125H221V127H222L226 132H225L223 129L219 128V127H220V124H222V123H226V120L223 118L225 115H227L226 112L228 113V109H227V110L225 109V108L227 107L226 105H227V104L230 105V103H231L232 106H231V109H230V110H232V107H233V106H235V107L233 108V110H235V108H236V110H239V111H240V108H241V111H240V113H241V114H240L241 117H240V119H239V117H238L239 121H238L237 118H233V117H232V120H233V119H236V120L238 121V122L236 121V123H239V122H240L239 124H236V123H235L238 127H239V125H240V127H239V130H237L238 132L236 133V135L233 136L234 138L232 137V135L229 137V139H231V137L233 138V139H232L233 141H232V142L230 141V143L233 144L234 141L237 140V138L240 139V136H239V135L243 136L242 133L244 132V131H243L244 128H243V125H241V124H242V122H245V121L247 122L246 117H247L249 114H250L251 116L253 115V111H251V110H252V107L255 105V106H254V109H253V110H255V109H256V105L258 106V105H260V104H261V105L263 104L262 101H264V98H263V97L259 98V96H262V94L264 95V92L261 93L260 95H257V96H256V94L253 93V96H251L252 94H250V91H251V93H252V91L254 92V88H253L252 86H251V87L249 86V87L251 88V89H250V88L248 87V88L250 89V91H249L248 88L246 87V94L249 95V100H253V101H249V100L247 99L248 101L245 100V101H243L244 103H243V102H240L241 104H244L243 107H244L246 104H249L248 109H245V108H242V105H241L240 103H239V104L241 105L240 108H238V105H239L238 103H237L238 105H235V102H236V101H235V95H232V96H234V97H233V99H234V100H233L234 103L232 104L231 96H230V97L227 96V95H226L227 93L224 94L225 91L223 92V90H222L221 94H222V93L224 94V96H223L224 98H223V97H221V98L225 99V101L227 100L228 102H229V100H230V102H229V103H228V102L226 103L224 100H223V101L219 100V101H221L222 105L219 104V103L217 104V106L214 105L217 109L214 108V110H213V108H212V110L214 111V113H213V112H211V113L215 114V111H216L217 114H219L220 112H221L222 114H224V113H223L224 111H221V110H224V109H225V110H226V111H225V115L222 116V115L220 114L222 117L217 116V117H220L222 121H223V119H224L225 121H224V122H220V121H219L220 118L217 119L215 116H212L213 114H212V115L210 114V116H212V120H211V118H209L211 121L214 122V121L217 120V122H215V123H217V124H218V121H219V127H218V125H216L215 123H213V124H215V125L218 127V128H217V127L214 125V126L216 127V128H215L214 126H212L213 124H212L211 121H210L211 124H210L209 120L207 121V118H206V117H204V119H203V118H202V119L199 118L200 120H199V119H198V120H199L200 122H201L202 120H204V122H202V123L199 124V123H198L199 121L197 120L196 123H195V125H196L197 127H201V126H202L201 124H203V123L208 124V123H209V124H210V127H209V125H205V124H204V125L206 126V128H207L206 130H204V129H205V126H204L203 128L201 127L204 131H206V132L209 133V134H208V135H205L206 132H203V133L200 135V134H198V133H200V130H199V132H198L197 134L200 135V137H199L198 135L196 136V137H198V139H196V138L193 137L194 139H193V143H192V145H193V144H194V145L192 146L191 144L189 145L188 142L191 143V141H192V136H191V138H190V135H192L193 131L190 130V129H192V127H193V125H192L193 122H191V124H189V127L186 128L187 130L182 126V119H181V114H180V111H179V110H180V96H179V93H178V95H177V96H179V100H178V97H176L177 100L179 101V103L177 102V100L174 101V102H176V103H174V102H172V101H173L172 98H174V94H175V93L177 94V92H172L171 90H169L170 85L173 86V82L176 83V82L174 81V80H175L174 78H176V76H179V73H180V72H178V71H180V68H181V67L178 66V67H176ZM218 68H219V65H218ZM251 68H254L255 71H252L253 69H251ZM263 68H264V67H263ZM37 69H38V70H37ZM202 69H203V70H202ZM208 69H209V70H208ZM215 69H216V71L218 70V72H217L218 74H219V69H220V74H221V76L218 75V74H217V75L220 76V77L223 79L224 74H222V71H223L222 68L220 67L219 69H217V68H215ZM215 69H214V71H215ZM33 70H34V71H33ZM188 70H189V69H188ZM207 70H208V71H207ZM245 70H246V69H245ZM20 71H21V72L19 73V71H17L16 69H13V68H12V69L10 70V69L8 68V69H6V71H5V75H6L7 77H10V79H11L12 81H18V80H19L18 82H20V83L24 81V83H26V84H28L29 82H30L29 84H31V83L34 84V80H35V79H33V78L31 79V80H33V82H32L31 80H29V79L26 80L25 75H24L25 70L23 69V70H20ZM37 71H38V72H37ZM214 71H213L212 73L216 74V72H214ZM239 71H240V70H239ZM243 71H244V72H243ZM260 71H261V72H260ZM99 72H100V73H99ZM103 72H104L105 74H104ZM206 72H205V73H206ZM228 72H229V71H228ZM259 72H260V73H259ZM225 73H227V72H225ZM258 73H259L260 75H258ZM22 74H23V75H22ZM44 74H45V75H44ZM244 74H245V76H244ZM250 74H251V75H250ZM256 74H257V75H256ZM262 74H263V75H262ZM18 75H19V76H18ZM111 75H112V76H111ZM115 75H116V76H115ZM170 75H171V76H170ZM189 75L187 76V80H192V81L194 80L193 82H192V81L189 82V83H190V87H192V86H193L192 84L194 83V85H196L195 83H197V81L195 82V79H194V78L191 79L192 77H194L193 75L191 76V78H189V77H190ZM240 75H241V76H240ZM16 76H18V80L15 79V78H17ZM38 76H37V77H38ZM168 76H169V77H168ZM172 76H173V77H172ZM203 76H204V78H203ZM205 76H206V77H205ZM218 76L214 75V78L216 79V77H217V79H218ZM222 76H223V77H222ZM31 77H32V76H31ZM37 77H34V78H37ZM114 77H116V78L118 77L119 79H123L122 81L119 80V81L117 82L118 84L120 83L121 86L118 85V84L116 83V80H118V78H117V79L115 78V82L112 81ZM197 77H198V78H197ZM229 77H230V76H229ZM252 77H253V78H252ZM257 77H259V78H257ZM20 78H21V79H20ZM22 78H23V79H22ZM47 78H48V77H47ZM47 78H46V79H47ZM50 78H52V77L50 76ZM50 78H49V79H50ZM99 78H101V80H104V81L100 82V81H99ZM105 78H106V79H105ZM179 78H180V76H179ZM179 78H178V79H179ZM188 78H189V79H188ZM249 78H250L251 81L246 82L247 80H249ZM14 79H15V80H14ZM157 79H158V80H157ZM178 79H176V81H178ZM215 79H214V81H217V80H215ZM219 79H220V78H219ZM222 79H220V80H222ZM234 79H233V80H234ZM25 80H26V81H25ZM28 80H29V81H28ZM91 80H93V79H92V76H91ZM106 80H107V81H106ZM180 80H181V78H180ZM180 80H179V81H180ZM206 80L204 81V83H206ZM235 80H234V81H235ZM97 81H99V83H103V82H105L106 85H107L108 83H109V84L106 86V85L103 83L102 86H99L100 84L98 83L99 85H97ZM179 81H178V83H179ZM211 81H210V82H211ZM167 82L170 83V85H168ZM191 82H192V83H191ZM218 82H219V81H218ZM220 82H221V81H220ZM236 82H235V83H236ZM159 83H160V84H159ZM166 83H167V87H168L167 89H168L169 91L172 92L171 94H173L172 96H171L170 93H169V95L167 96V94H168L169 91L166 89V87L164 88V86H166ZM180 83H182V82H180ZM180 83H179V84H180ZM187 83H188V81H187ZM189 83H188V85H189ZM208 83H209V82H208ZM112 84H115L116 86H114V85H112ZM157 84H158V85H157ZM206 84H207V83H206ZM233 84H234V83H233ZM103 85H105L106 87L104 86V88H103ZM109 85H110L112 88H111ZM175 85H176V84H175ZM188 85H187V86H188ZM191 85H192V86H191ZM197 85H196L197 89H196L195 86L192 87L193 89L195 88L194 91H195V90H198L199 88H202V87H203V86L201 85V86L198 88ZM248 85H249V84H248ZM122 86L127 87L126 90H127V91L129 90V92H128L129 94H128V95H126L127 91H126L125 88H123ZM177 86H178V85H177ZM177 86H175L176 88H175V87H174V88L171 87V88H173L172 90H174V91H175V90H178L177 88H179V87H177ZM181 86H182V85H181ZM100 87H102L103 89H101ZM115 87H117V89H118V87H119V89H121V88H122V89L119 90L120 92H118V90H117ZM120 87H121V88H120ZM105 88H106V89H105ZM180 88H181V87H180ZM203 88H204V87H203ZM232 88H233V90H234L235 87H231V88H230V89H231V93H232ZM256 88H255V91H256ZM262 88H263V89H262ZM104 89H105V90H104ZM108 89H110V91H108ZM114 89H116V90H114ZM156 89H157L158 91L160 90V91H159V93H160L159 95H160L161 97L158 96V91H157ZM187 89H188V91L190 90V89H189V86L187 87ZM204 89H205V88H204ZM252 89H253V90H252ZM88 90H89V89H88ZM191 90H192V89H191ZM225 90H227V92H228V89H227V88H226ZM247 90H248V91H247ZM89 91H90V90H89ZM89 91H88V93H89ZM105 91H106V92H105ZM114 91H117V92L114 93ZM124 91H126L124 94L126 95L127 98L129 97L130 94H131V95H132V94H133V95L135 94L134 96L132 95L133 97L130 95L131 98H130V97H129V98H130V99H133V98L135 99L136 96L138 95V96L140 97V99H142L143 102L146 101V102H145V105H148V106L144 107L145 105H142V104H141V103H143V102H140L141 100H139V99H138L139 97L137 96V101L139 100V102H137V104L139 103V105L143 106L144 108L150 107V103H151V102H150L149 99H148V98H150V96L152 97V98H150V100H151V99H156V101H157V98H159L160 100H162V99L164 98L163 100L165 101V99H166V101H165L166 104L163 103L164 101H161L162 104H161V103L156 104V101H154V100L152 101V100H151L152 102H154L153 104L151 103V106L155 104V105H157V106L159 105V107L161 106L160 108H164L162 105L165 104V105H166L165 107L169 108V106H167V105H169V104L171 105L172 103H174V104L171 105L172 109L175 110V111H173V113L171 112L172 115L174 114V115H173L174 118H171L172 115H170V116L168 117V115L171 114V113H170V111H171V107H170L169 110H168L169 114H168V112H167L166 114H168V115H166V116H164V115H165L164 113H165L166 111H164L163 109H160V108H158V107H156V106H153V107H155V109H154L153 107H151V108H152V111L154 112V113L152 114V117H153L154 114L156 115V113H157L156 116H159V115L161 114V115L159 116V117L161 118V117H162V113L160 112V110H161L162 112L164 111V112H163V114H164L163 116H164L165 118L162 119V118H163V117H162V118H161L162 121H161V120H160V121H161L162 123H163V121L167 123V121L169 120V122H168V126H167V128H165V127H166V124L163 123V124L165 125L164 127H163V124H162V123L159 124V122H160V121L158 122V120H159L158 118H159V117H157V119H155L156 117H155V115H154V117L151 118V114H150V118H149V114H148V113L152 112V111H151V108H149L150 112H149V110H148V111H147L148 113H146L145 111H146L148 108L145 109V111H143L142 107L140 106L139 108L142 109V110H140L141 112H140V111H139V112L142 113V111H143V112H144V115H143V113H142V116L139 115L141 118L139 117L140 119H138V114H139V113L136 112V114H137L136 118L139 120V121H138V120L135 118V115H136V114H135V111H134V113H133V110H135L136 108H137V109H136L137 111L139 110V108L137 107L138 105L135 104L136 102L134 103L135 100L132 101V102H131L130 99H128L129 101L126 100V97H124L125 95H124V94H121V92L123 93ZM156 91H157V92H156ZM166 91H167V94H165ZM203 91H205V90H203ZM192 92H193V90H192ZM192 92L190 93V95L193 94ZM198 92H200V91H198ZM214 92H217V91H214ZM229 92H230V91H229ZM88 93H87V94H88ZM110 93H111V94H110ZM202 93H206V92H202ZM202 93H201V95H202ZM231 93H230V94H231ZM84 94H85V95H84ZM89 94H91V92H90ZM89 94H88V95H89ZM115 94H116V95H120L121 98H119L120 96H117V97H116ZM149 94H150V93H149ZM151 94H152V93H151ZM176 94H175V95H176ZM188 94H189V92H188ZM217 94H218V93H214L213 96L215 95V97L217 96L218 98H220V96H219V95H221L220 92H219L218 95H217ZM112 95H114V96L116 97V99H117V98L120 99V100H118V103H114L113 100H115V99H114L115 97L113 96V98H111L110 96H112ZM123 95H124V96H123ZM155 95H157V96H155ZM225 95H226V96H225ZM228 95H229V93H228ZM247 95H246V96H247ZM84 96H85V97H84ZM153 96H154L155 98H153ZM166 96H167V97H166ZM204 96H206V94H205ZM221 96H222V95H221ZM100 97H101V98H100ZM105 97H106V98H105ZM156 97H157V98H156ZM165 97H166V98H165ZM227 97H229L230 99H228ZM250 97H251V98H250ZM255 97H256V98H255ZM88 98H89V99H88ZM103 98H105V99H103ZM169 98H171V99H169ZM226 98H227V99H226ZM247 98H248V97H247ZM258 98H259V99H258ZM262 98H263V99H262ZM97 99H98V100H97ZM107 99H109L110 101H108ZM124 99H125V100H124ZM147 99H148V100H147ZM159 99H158V100H159ZM255 99H256V100H255ZM96 100H97V101H96ZM160 100H159V102H160ZM167 100L169 101V103L167 102ZM170 100H172L171 103H170ZM174 100H175V99H174ZM258 100H259L260 102H259ZM111 101H112V102H111ZM123 101H125V103H127V106H129V105L131 106V104H132L131 107L134 106L133 108H135V109H133V108L130 109V106H129V108H128V110H127V106H126V104H124ZM127 101H128L129 103L131 102V104H129ZM147 101L149 102V104H148ZM115 102H117V101L115 100ZM157 102H158V101H157ZM224 102H225V103H224ZM245 102H246V103H245ZM251 102H252V103H251ZM89 103H90V104H89ZM119 103H120L121 105L124 104V106H126V109H125L123 106H120ZM133 103H134L135 105H133ZM146 103H147V104H146ZM167 103H168V104H167ZM111 104H109V105H111ZM128 104H129V105H128ZM177 104H178V105H177ZM104 105H106L107 108H106ZM118 105H119L120 107H123V108H124V109L121 108V109H122L121 111H120V109H118V110L120 111V113H121V112H124L123 114L127 117V118H126V117H125V118H126L127 120H130L129 123H130L132 120L135 121V122H134V121L131 122L130 125H128V126H129V131H128L127 126H126V129H127V130L124 129V128H125L124 123L127 124L128 121L124 122L126 119L123 118V117H124L123 115H122L123 117H121V114H122V113H121V114H119V113L115 114V113L118 111V110L116 109L117 107H119ZM174 105L176 106L175 109H174ZM261 105H260L261 109H259V108H260L259 106H258L259 108H257L259 111H258L257 109L254 111L255 116H257V115H259L261 112H263V111L260 112V110H263V109H264V104H263L262 106H261ZM214 106H213V107H214ZM224 106H225V107H224ZM112 107H111V108H112ZM120 107H119V108H120ZM222 107H224V108H222ZM228 107H229V106H228ZM245 107L247 108V105H246ZM250 107H251V108H250ZM111 108L108 109L109 111H107V112H111ZM156 108H158L159 110H157ZM220 108H222V109L220 110ZM229 108H230V107H229ZM262 108H263V109H262ZM132 109H133V110H132ZM165 109H166V108H165ZM98 110H99V109H98ZM112 110H114V108H112ZM116 110H117V111H116ZM154 110H155V111H154ZM217 110H218V111H217ZM230 110H229V111H230ZM233 110L230 111V114L233 113ZM236 110H235V112H237ZM244 110H245V111L250 110L252 113L249 111V114H248V113L244 112ZM88 111H89V112H88ZM127 111H131L132 114H135L134 117H133V115H132L131 113H129V112H127ZM156 111H159L160 114H158L159 112H156ZM203 111H204V110H203ZM114 112H115V113H114ZM126 112H127V113H126ZM155 112H156V113H155ZM231 112H232V113H231ZM145 113L148 114V115L146 116ZM245 113L247 114L246 117H244V116H245ZM102 114H103V117H105V118H103V119L105 120V122H104V120H103V121L101 120V119H102V118H101ZM111 114H113V115H111ZM238 114H239V113H238ZM100 115H101V116H100ZM107 115H108V116H107ZM115 115H116V116H119V118L116 117L117 119L114 118V121H112V117H114ZM215 115H216V114H215ZM144 116H145V117H144ZM210 116H209V117H210ZM228 116L230 117V115H228ZM251 116H250V117H251ZM253 116H254V115H253ZM255 116H254V118H255ZM94 117H95V116H94ZM99 117H100V118H99ZM128 117H129V119H128ZM142 117L145 119V121L147 120V122H149L150 124L152 123V124L154 125V123H156L155 120H157L158 123L155 124V125H157V126H159V127H161V125H162V128H158V129H157V127L154 128V127L152 126V124H151V126H149L150 124H147V122L145 123V121H144V124L147 125V126H145V128H146V127H149L150 129L152 128L151 130H150L149 128L147 129V130H149L151 133H148L147 130H146V132H147V133L153 138V139H152V138H151V139L154 140V141H155L156 139H159V142H160V139H162V140L164 141V143L166 142L165 144H164L162 141H161V143H159V142H155V144H156V146H157V149H155V148L153 147V146H155V144H154L153 141L150 139L154 145H153V144L151 145V143H148V145H146L147 141L150 142V140H149V138L146 140V138L143 136V133H144V135L146 134V135H145L146 137H148L149 135L144 131L145 129H142V128H144V127H143L144 124H142L144 119H143ZM147 117H148L150 120H151V119H153V120L155 119V120H154V121H153V120L149 121L148 119H146ZM175 117H179V118H176V119H175ZM226 117H227V116H225V118H226ZM229 117H227L226 119L228 120ZM243 117H244V119H243ZM248 117H249V116H248ZM109 118H110V120H109ZM120 118H122V119H120ZM170 118H171V119H170ZM213 118H214V120H213ZM215 118H216V119H215ZM251 118H253V117H251ZM251 118H249V120H250ZM53 119H54V122H53L52 120H50V121H48L47 123H50L51 121H52L53 123H57V122H59V116L56 117V118H53ZM107 119H108V120H107ZM118 119H120V120L118 121ZM141 119H142V122L138 124V122H140ZM166 119H167V120H166ZM172 119H173V120L175 119V122H174V121L170 122V120H172ZM177 119H179L178 121H180V122H178ZM116 120L119 122V124H117L118 122L116 123L117 126H115V123H114ZM230 120H231V118H230ZM230 120H229V121H230ZM232 120H231V121H232ZM244 120H245V121H244ZM56 121H57V122H56ZM97 121H98V122H97ZM99 121H101L102 123L104 122L106 125L109 124V126H108V130H106L107 128H103L104 126H103V125H100L101 122H99ZM107 121H108V122H107ZM121 121L124 122V123H122ZM137 121H138V122H137ZM152 121H153V122H152ZM205 121H207L208 123L205 122ZM229 121H228L227 123H228V124H230V123L232 124L234 120H233L232 122L230 121V123H229ZM52 122H51V123H52ZM109 122H110V123H109ZM120 122H121V123H120ZM173 122H174V124H173L174 127H173V129H172V126H171V125H172ZM177 122H178V123H177ZM234 122H235V121H234ZM98 123H99V125H98ZM107 123H108V124H107ZM179 123H180V124H179ZM247 123H250L251 126H252V124H253L252 121H251V122L248 121ZM105 124H104V125H105ZM110 124H113V125L111 126ZM120 124H123L124 128H122V125H120ZM136 124H137V125H136ZM140 124L142 125V126H141L142 128L138 130L139 132L135 130V131L138 132V133H136L135 136H134V135H133V133H134V129H138L137 126H140ZM158 124H159V125H158ZM193 124H194V123H193ZM197 124H198V125H197ZM231 124H230V125H231ZM235 124H232V125L234 126V128H235V127L237 128V126H235ZM243 124H244V123H243ZM119 125H120V127H119ZM135 125H136V126H135ZM155 125H154V126H155ZM177 125H179V126H177ZM246 125H247V124L245 123V127H246ZM248 125H249V124H248ZM100 126H101L103 129H102V128L99 129ZM233 126H232V127H233ZM249 126H250V125H249ZM249 126H248V127H249ZM52 127H53V126H51V128H52ZM105 127H107V126H105ZM117 127H118V128H117ZM135 127H136V128H135ZM208 127H209V128L214 127V128L209 129ZM248 127H246V129H247ZM110 128H111V129L114 128L113 130H116V129H117L118 131L116 130V132H114V131L111 130ZM115 128H116V129H115ZM236 128H235V129H236ZM153 129H157L156 131H158L159 133H157L156 131L154 132ZM161 129H163V130H161ZM167 129H168L169 131H167ZM171 129H172V130H171ZM214 129H215L216 132L219 131L218 133H216L217 135L215 134V132H213ZM216 129H217V130H216ZM219 129H221V131H220ZM229 129H230V130H229ZM248 129H251V128H248ZM248 129H247V130H248ZM100 130H101V131H100ZM109 130L113 131V132H112L113 134H114V133H118L117 136H116V134H114V137H116V138L118 137V138H119V140H118L119 143H117V142H118V141H116L117 139H113L114 137H110V136H113V135H111L112 133H111ZM132 130H133V131H132ZM141 130H142V132H143V131H144V132H143V133H140ZM207 130H209V131H207ZM210 130H212V132H211ZM233 130H234V129H233ZM244 130H245V129H244ZM247 130H245V131L248 133L249 130H248V131H247ZM97 131H99V132H97ZM103 131H104V132L106 131L107 135L109 134L110 136H109V135L107 136L106 133L104 134V135H105V136H104V135L102 134V133H104ZM130 131H132L133 133L130 132ZM152 131H153V133H154L153 136H157V137H155L156 139L152 136ZM185 131H186V132H185ZM100 132H102V133H100ZM108 132H109V133H108ZM126 132H127V133H126ZM210 132H211V134L213 133V136H212V135L210 136L211 138L209 137ZM235 132H236V131L234 130V133H232V134H235ZM249 132H250V131H249ZM130 133H131V134H130ZM139 133H140V137H139V135H138ZM160 133H161V134H160ZM182 133H183V134H182ZM204 133H205V134H204ZM247 133H246V134H247ZM253 133H254V132H252V135L250 134L253 138H252V137H249V139H250L251 141H253L252 139H254V137H255L256 140H254V142H260V141H257V139H258V140H261V139H260V138H256V134L254 133V135H253ZM100 134L103 135V136H101ZM156 134H158V135H156ZM203 134H204L206 137L208 136L207 138H208V139L210 138L211 141H212L213 143H212L211 141L208 142V141L210 140V139H209L206 143H207V144L209 143L210 145H209V144H208V145H204V144L202 145L203 140L200 139V138H202V135H203ZM248 134H249V133H248ZM98 135H99V137H100V136H101V137L99 138ZM137 135H138L139 138L137 137ZM147 135H148V136H147ZM162 135H163V138H162ZM193 135L195 136L196 134L193 133ZM215 135H216V137H214ZM227 135H228V134H226V136H227ZM244 135H245V133H244ZM250 135H249V136H250ZM106 136H107L108 138L110 137L109 139L112 138V139H113L114 141H116V142H114L112 139H111L110 141H113L114 143H117V144L113 146L112 142L108 141V138H107V141H108V142L106 143V138H104V137H106ZM133 136H134V137H133ZM142 136H143L144 138H143ZM150 136H149V137H150ZM102 137H103L104 139H102ZM135 137H136L137 139H136ZM158 137H161V138H158ZM186 137H187V138H186ZM206 137H204V138L206 139ZM212 137H213V138H212ZM221 137H220V138H221ZM245 137H246L245 139L242 137V138L245 140V141L243 140L244 142H246V141L248 140V136L245 135ZM98 138H99V139H98ZM140 138H142V140L145 139L146 141H142V140L140 141ZM169 138H170V140H169V143H168V139H169ZM185 138H186V139H185ZM204 138H203V139H204ZM223 138H224V137H223ZM223 138H221V139H223ZM242 138H241V139H242ZM101 139H102V141H101ZM135 139H136V140H135ZM171 139H173V140H171ZM180 139H181V141H180ZM189 139H191V141H189ZM199 139H200V141H199ZM205 139H204V142H203V143H205ZM239 139H238V140H239ZM246 139H247V140H246ZM103 140H104L105 142H104ZM195 140H196L199 144H198V143H194ZM250 140L247 141L248 144H249V143H252ZM100 141H101V142H100ZM156 141H157V140H156ZM172 141H176V143H177V141H178V143H179V144L177 143L178 145L175 143V144L177 145L178 148L174 145V142H172ZM179 141H180L181 143H180ZM219 141H221V140L219 139ZM219 141H217V142L215 141V142L218 144ZM222 141H223V140H222ZM102 142H103V143H102ZM143 142H145V143L143 144ZM235 142H236V141H235ZM244 142H243V145H245V146L247 145V146H248L247 142H246V144H244ZM254 142H253V144H254ZM108 143H109V144H108ZM110 143H111L112 145H111ZM157 143L160 144V145H157ZM186 143L188 144L189 147L187 146ZM206 143H205V144H206ZM211 143H212V144H211ZM230 143H229V144H230ZM237 143L240 144L241 141H239V142H237ZM107 144H108V145H107ZM149 144L151 145V147H150ZM161 144H162V145L164 144V145L162 146ZM167 144H168L170 147L174 145L176 148L173 147V149H172V148H170ZM170 144H173V145H170ZM180 144H183L182 146H183V149H184V150H186L187 148H189L191 154L193 153L192 151H194L193 149H195V148H193V147H194L195 144H196V146H195V147H196V149H195V153H193V155H196V156L191 157L192 155L190 154L189 150H187L186 154H185V153H181V155H180L181 157L184 156V155H187V156L190 155L191 159H195L194 157H196L197 160H199V159H200L199 156L204 155V156H202V157H204V158H202L203 160L200 159V160H202V162H201L200 160H199L200 162L196 160V162L200 164V165L198 164L200 167H199L198 165H196V162L193 160V162H194L195 165H196V169H195V171H197V172H194V171L191 172V170H188V171H189V174H188V175H186V174L184 173V172H187V171H186V166H187V164H188L190 167H194V168H195V166H193V164H192V166H191V164H189V161L191 160L189 156H188V159H187L186 156H185V158H184V159L188 162L187 164H186L185 160H184V161H181V160H183V158H182V159H179V158H181V157L178 158V155L180 154L179 152H180V151L183 152V151H182L183 149H180V151H178V150H179V146H181ZM235 144H236V143H235ZM253 144H252V145H253ZM110 145H111V146H110ZM144 145H146V146H144ZM198 145H199V146H198ZM201 145L204 146L203 149H205V146H206L207 149H206L205 152H204V150L202 149ZM211 145H212L213 147H212ZM214 145H215V144H214ZM236 145L238 146V144H236ZM249 145L251 146V144H249ZM92 146H93V147H92ZM108 146H109V147H108ZM147 146H148V147H147ZM167 146H168V147H167ZM182 146H181V147H182ZM208 146H209V147H208ZM216 146H217V145H215V147H216ZM162 147H163L165 150L168 149V148H170V149L164 151ZM186 147H187V148H186ZM191 147H192V151H191ZM115 148H116V150L119 149V151H117L116 154L113 153V149H115ZM148 148H149V149L151 148V151L153 152V150H154V152L151 153V151H150ZM152 148H154V149H152ZM160 148H162L163 151H162ZM200 148L202 149V150H200V151H202V152L199 151ZM211 148H210V149H211ZM3 149H5V147H4ZM85 149H86V148H85ZM85 149H84V150H85ZM93 149H94V150H93ZM108 149H110V152H109ZM159 149H160L161 151H160ZM210 149L208 150L209 152L212 151V150L210 151ZM97 150H98V151H97ZM111 150H112V151H111ZM145 150H146V151H145ZM196 150H198V151H196ZM4 151H5V150H3V155H4V153H5ZM148 151L151 153V155H150V153H149ZM157 151H159L160 153L162 152V153L160 154V153L158 152L159 155H157V154H158ZM208 151H207V152H208ZM114 152H115V150H114ZM188 152H189V154H188ZM196 152H200L199 154L197 153L199 156L196 154ZM91 153H92L93 155L95 154V158H96V160L93 158L94 156L92 157V155H90ZM100 153H101V155H103V156L107 155V157H108L107 159H110V160L112 161V164H113V165H114V163H115V161H116V160H115V161H113V160L118 158V162L120 161L124 166H126V168L123 167V168H125V170H124V171H121V170H123V169L120 168V165H121V166H123V165L120 164V163H117V164H120L119 167L117 166V168H120L121 170H120V169L118 170L117 168H114V167H116L115 165H114V167L112 168L111 161L108 160V162H106V160H105L106 158H104L103 156H100V155H99ZM148 153H149V155L152 156V157H150V156L148 157ZM154 153H155V154H154ZM156 153H157V154H156ZM201 153H202V154H201ZM182 154H183V155H182ZM232 154L234 155L235 153H232ZM98 155H99V156H98ZM230 155H231V154H230ZM156 156H157V157H156ZM197 156H198V157H197ZM231 156H232V155H231ZM2 157H3V156L0 155V161H1V159H3ZM76 157L74 158L75 160L72 161L73 164L77 163V162H76V161H77V158H76ZM143 157H144L145 159H146L147 157H148V158H152V159L154 158L153 160H155V157H156V158L159 160L160 168H159V167H158V168L156 167V166H158V165H156V163H158L157 161H156V162H155V161H154V162L152 161V163H154V166H155L156 168H155L153 165H152L153 168H151L152 166H150V165H149V167H148V163L152 164V163L150 162L151 159H150V160L148 159L149 162H148V160H147V162H146V163H147V168H149V169H150V168H151V169H154V168H155L156 170H155V169H154V170H149V169H148V170H147V169L144 170L143 168H146V165H145V163H144L145 166L141 164V163H143V161H144V160H142ZM102 158H103L105 161H104ZM113 158H114V159H113ZM159 158H160V159H159ZM198 158H199V159H198ZM112 159H113V160H112ZM189 159H190V160H189ZM246 159H247V158H245L244 160H246ZM3 160H4L3 164H5V167H8L9 163L12 161V157H11V155H10V156L5 157ZM102 160H103L105 163H103ZM160 160L163 161V162H161ZM177 160H180V161L183 163V165H182L183 167L179 165L181 162H179V164H178V161H177ZM239 160H240V159H239ZM244 160H242V161L240 160V164H241L242 162H244V163H242V165H243V164L246 165L247 161L245 162ZM93 161L99 163V164L94 163V164H93V165L95 166L94 168H93V165L91 164V163H93ZM145 161H146V160H145ZM166 161L169 162V165H167L168 163H167ZM176 161H177V163H176ZM79 162H78V166H79V165H82V164H79ZM116 162H117V161H116ZM139 162H140V163H139ZM160 162H161V163H160ZM190 162H191V161H190ZM102 163L105 164V165L103 166ZM170 163H171V165H170ZM248 163H251V162H248ZM248 163H247V164H248ZM73 164H72V165H73ZM106 164H107V166H108V165L110 166V167L108 168L109 171H108L107 169L105 170V168H106ZM139 164H141L142 167H141V166L139 167ZM176 164H177V166H179V170H180L181 168H183V169H185V171L183 172V170H181V172H180V171L178 172V170L176 169V168H178V167L176 166ZM97 165H98V166H101V167H99V170H98L97 172H94V174H93V171L95 170V168H97ZM184 165H186L185 168H184ZM201 165L204 166V167H202ZM238 165H239V164H238ZM242 165H241V166H242ZM189 166H188V167H189ZM197 166H198V168H197ZM234 166H235V165H234ZM234 166L232 167L233 169L236 168V166H235V168H234ZM243 166H244V165H243ZM3 167H4V165H3ZM102 167L104 168V170L102 169ZM175 167H176V168H175ZM237 167H238V166H237ZM239 167H240V165H239ZM111 168H112V170H110ZM134 168H137V169L134 170ZM140 168H141V169H140ZM244 168H245V170H247V168H248V171H249V166H248V165H246V167H244ZM114 169H115V170H114ZM116 169H117V170H116ZM157 169H158V170H157ZM159 169H160V170H159ZM174 169H176V170H174ZM190 169H193V168H190ZM239 169H240V168H239ZM241 169H243V167H241ZM96 170H97V169H96ZM96 170H95V171H96ZM101 170H103V171L101 172ZM193 170H194V169H193ZM203 170H205V169H203ZM250 170H251V168H250ZM72 171H74V172H72ZM76 171H77L79 174H78ZM85 171H87V172H85ZM207 171H208V170H205V173H207ZM228 171H230V170H227V173H229V174L232 172V170H231V172H228ZM236 171H237V172H236ZM240 171L245 172L244 170H240ZM240 171L238 172V170L235 169V172L233 171L232 175H231V174H230V175H229V174H226V175H229L230 177L232 176L231 178L228 177V176H226L225 173H223V175L226 176V177H225V180H227L226 178H230V179H232V180H230V181H232V182L235 181V182H236V180L239 179V180L243 181V183L241 182L242 184L245 185L246 183H248L247 185H249L250 182H248V181L245 182V181H244L246 176H244V175L242 174L243 172H241L242 176H240V174H239L240 177L237 178V173H240ZM248 171L246 172V173L248 174L247 176H249V173H250V172H248ZM251 171H253L254 176L252 175V174H253L252 172H251L252 174H250V175L253 176V177H255V174H256L257 170H255V172H254V170H251ZM75 172H76V173H75ZM91 172H92V173H91ZM98 172H99V174H97V175H98V176H97L95 173H98ZM190 172H191V173H190ZM1 173H2V172H1ZM69 173L71 174V177H70V174H69ZM84 173H85V174H84ZM90 173L93 175V177H95V180H94V178H92V176H91ZM182 173H184V174L186 175V176H185V179H184V177H182V176H178V175H181ZM187 173H188V172H187ZM199 173H200V172H199ZM199 173H197L196 176H198ZM205 173H204V171H203V173H202V171H201V174H203L204 176L207 175V174H205ZM234 173H236V177H235V174H234ZM75 174H76V176L73 177ZM77 174H78V175H77ZM89 174H90V175H89ZM68 175H69V176H68ZM79 175H80V176H79ZM83 175H87V177H86V176H83ZM199 175H200V174H199ZM203 175H201L203 178H202L201 176H200V177H201L202 179L206 178V176L204 177ZM81 176H82L83 178H82ZM89 176L92 178V180H91V179L89 180L90 182L88 181V178H90ZM103 176H104V177H103ZM107 176H109V177H107ZM193 176H192V177H193ZM256 176H257V175H256ZM50 177H51V178H50ZM72 177H73V180L71 179ZM84 177H86V179H87L88 182L86 181V179H85ZM97 177H98V178H97ZM102 177H103V178H102ZM106 177H107V178H106ZM179 177H182V179L185 180V181H186L187 179H189V180H187L186 182H185V181L183 182V181L181 180V178H179ZM186 177H187V178H186ZM222 177H223V176H222ZM233 177H235V178H237V179H234ZM243 177H244V180L241 179V178H243ZM45 178H48L47 180H49V181H47V182H46L47 184H46V183H45V184H46L47 186H49L50 188H48V187L44 184L45 181H42V179L45 180ZM56 178H57V180H55ZM69 178H68V179H69ZM77 178H78V181L81 180L80 182H82L83 180H84V182L86 181V186H87V184H88V186L86 187V186H84V185H83L82 183H80V182L77 183V181H76ZM80 178H82L83 180L80 179ZM9 179H10V178H8L7 181H9ZM17 179H18V177H15L14 180H17ZM96 179H98V180H96ZM99 179H100V180L103 179V180L100 181ZM105 179H106V180H105ZM179 179H180V180H179ZM223 179H224V178H223ZM52 180H54L56 183H57V181L60 180L59 183H61V184L58 185V184H56L54 181H53V182H54V183H53ZM61 180H62V182H61ZM93 180H94V182L92 183L91 181H93ZM131 180H134V181L136 182V186H134V185H135V182H134V181L131 182L132 185H130L131 183H129V182H130ZM228 180H229V179H228ZM41 181H42L43 183H41ZM64 181H65V182H64ZM66 181L69 182V183H67ZM105 181H106L107 183H105ZM179 181H182V182H179ZM249 181H250V180H249ZM251 181H252V180H251ZM49 182H51V183H49ZM84 182H83V183H84ZM96 182L98 183V186L102 185V183L107 184L106 186H105V184L102 185V186L105 187L106 189H103L102 187H97ZM178 182H179V183H178ZM237 182H238V181H237ZM237 182H236V183H237ZM48 183H49V184H48ZM52 183H53V185H52ZM65 183H67V189H65V188H66ZM73 183H74V184L76 183V184L72 186ZM90 183H92V184H90ZM94 183H95L96 187L98 188V190H99L100 188H102L103 190H100L99 192L97 191L98 193L94 192V191H96V190H95L96 187L94 188L95 185H93ZM108 183H109V185H108ZM229 183H230V182H229ZM236 183H234V184H236ZM42 184H44V185H42ZM54 184L58 185L59 187L56 186V185H54ZM77 184H78V186H79V189L81 188V185H80V184H82V185H83L82 187L84 188V190H85V189H86V190L89 189V190H88L89 192H91V191L93 190L92 192H93V194L96 195V196L92 195V196H94V197L91 198V197H89V196H91L92 192H91L90 195H89V192L85 190L86 193H87V194H86L85 191L83 190V188H81L82 190H80V191H79L78 187H77V188H73L74 186L76 187ZM128 184H129L130 187H128ZM133 184H134V185H133ZM250 184L253 185V183H250ZM89 185H91V186H89ZM92 185H93V186H92ZM179 185H180V186H179ZM229 185H231V183H230ZM60 186L64 187V188H63L64 190H63ZM125 186L127 187V189L124 188L123 190H126L127 192L129 191L128 189H130L131 186H134V189H135V191H136L135 193H137L136 196H135V193H134L133 191H131V193L133 192L132 194H131L130 192H129V193H130V195H132V196H133V194H134V197H131L130 195H127V192H126V191H125L126 194H125V192L121 193V190H122V189H121L120 187L123 188V187H125ZM178 186H179V187H178ZM231 186L233 187L234 185H231ZM6 187H7V186H6ZM8 187H9V186H8ZM69 187H71V189H73V190H76V189H77V190H76V191H73V190L69 189V190H70V192H69V190H68ZM92 187H93V189L91 190ZM10 188H11V187H10ZM26 188H28V189H26ZM29 188H30L31 190H30ZM52 188H53V189H52ZM132 188H133V187H132ZM22 189H23V190H22ZM33 189H34V190H33ZM35 189L37 190L38 193H40V195H39L38 193L35 192ZM45 189H47V190H45ZM49 189H51V194H50V190H49ZM108 189H110V190L112 189V190L110 191V190H108ZM117 189H121V190H117ZM134 189H133V190H134ZM8 190H10L9 192L12 191V192L10 193V195H8V193H9ZM21 190H22V191H21ZM26 190H27V191H26ZM39 190H41V192H40ZM44 190H45V191H44ZM65 190H68V191H65ZM104 190H106L108 193H110V192L112 193L113 190H116V191H114V192H116V193L119 192V193H121V195L118 196L119 194H117V196L119 197V199H118V198H117V199H113L112 196H114L115 198L117 197V196L115 195V193L113 192V193L111 194L112 196L107 197V196L110 195V194H108V193L105 192ZM123 190H122V191H123ZM130 190H131V189H130ZM181 190H182V189H181ZM18 191H20V192H22V193L20 194V192H18ZM23 191H25V193H29V194H30L29 197H31L32 199L34 198V196L38 195V196H37L38 198H36V197L34 198V201H35L36 203L33 202V200H30L31 198L28 197L29 194H26V195H25V193H23ZM32 191H33V192H32ZM47 191H49V192H47ZM52 191H53V193L58 192V193L56 194V196H54L55 194L52 195V194H53ZM71 191H73L74 193L72 192V194H71ZM77 191H78L79 193H78ZM82 191H84V192H82ZM103 191L107 194L106 196H105V193H104ZM109 191H110V192H109ZM233 191H234V190H233ZM7 192H8V193H7ZM42 192H44L45 195H44V194H41ZM46 192H47V193H46ZM68 192H69L71 195L68 194ZM81 192H82V194L84 193L86 197L84 196V194H83V195L81 194V196H80L79 194H80ZM102 192H103V193H102ZM189 192H190V191H189ZM234 192H235V191H234ZM234 192H233V193H234ZM6 193H7V194H6ZM34 193H36V195H35ZM66 193H67L68 195H70V196H67ZM76 193H77V196H75V197H74L75 199H73V198H72V195L74 196V194L76 195ZM129 193H128V194H129ZM190 193H191V194H194L193 192H190ZM19 194H20V195H23V196L25 195V196H24L25 198L27 197V198H26L27 200L25 199L26 202H27L28 199H29L30 203H27V205L29 204V205H28L29 207H30V204H31V203H32V206H33V207L35 206V207H34L35 210H33V209H31V207L29 208V207L27 206V208L30 209L29 211L32 210V212H31V213H32V216H31V217H30L29 214H28L29 211H28V209L26 208V206L24 207V205H26V204H25L26 202L23 200V197H20ZM47 194H48V195H47ZM49 194H50V195H49ZM113 194H114V195H113ZM177 194H178V195H177ZM188 194H189V193H188ZM32 195H33V196H32ZM41 195H42L44 198L47 196V198L45 199V201L47 202V201H49V199H50V200H51V202L49 201L50 204H49V203L46 204L45 201H44V198H42ZM51 195L53 196V198L51 197ZM59 195H60V196H59ZM125 195L127 196L126 199H128V200L130 201V203H129V202H126V201H128V200H125L126 203H125V202H124V203L127 204V206H128V204L131 205V203L133 202V209H134V211H135L134 214L129 213L130 211H127L126 213L121 214L122 211L124 212V211L128 208L127 206H124L125 204L123 205V202H121V201H124L123 198H124ZM213 195H214V194H213ZM1 196L4 197V198H3V197H2V198L4 199V202H5V203H3V199L1 198ZM39 196H40V198L43 199V202H42V203H44L45 206H44L43 204H42V206H41V203H39V202H41V201H39V200H41V199L39 198ZM49 196H50V198H49ZM58 196H59V197H58ZM83 196L85 197V201H86V199H87V196H88V198L92 199V203H90V200H89V204H93V205L90 206V205L87 204V203H83V202H82V201H83ZM126 196H125V197H126ZM176 196H177V197H176ZM178 196H180V198L183 196V197L181 198L183 201H182L181 199H179ZM189 196L191 197L192 195H190V194L188 195V198H187L188 200H190V199H189V198H190ZM194 196H195V195H194ZM194 196H192V197L194 198ZM225 196H226V195H225ZM232 196H233V195H232ZM234 196H235V195H234ZM5 197L8 198V200H5V199H6ZM12 197H13V198L15 197V198L12 200V199H11ZM19 197H20V198H19ZM60 197L63 199V202H66L67 206H71V207H72V208H71V207H68L70 210L72 209V211L74 212L76 209H79V210H80V213H81V214L78 213V215L75 214L76 212H79V210H76V212H74V213H73V212H68L69 210L66 211V210H65L66 208L63 207V205H61V208H63L62 210H65V214H66V212H68L70 215L75 214V215H77V217H78V216H82V217H78V218L74 217V218H75V222H72V221L74 220V218H73L72 216L70 217V215L68 216V215H67L68 213L66 214V217H65L64 212L61 211L60 209H58V208H60V207H59L60 205H58V208H56V207H57V203H56V204L54 203V202H58V200H59L60 202H58V204H59V203H60V204H65V203L62 202V200H60V199H61ZM69 197H71L72 200H70ZM77 197H79V198H77ZM128 197H130L131 199H134V200L131 201V199L128 198ZM201 197H202V196H201ZM209 197H210V202H209ZM209 197H208L207 199H206L205 197H203V198H204V201L207 200V201L209 202V204L206 205V206H208V207H211V206H212V209L209 208V209L212 211L211 213H214V210H213V209H215V210L217 209V208H215L214 206H216V207L218 206L219 209L216 210V212L214 213L215 215H218V214H216V213H217V211H219V210L221 209V208L219 207L220 204L218 205L217 201L214 199L215 196L213 197L212 194H211ZM216 197L218 198V202H219L220 197H218V196H216ZM229 197H230V196H229ZM16 198H17V199H16ZM21 198H22V201L25 202V203H24V202H21V203H24V204H23V207L25 208V210L28 211L26 214L24 213V212H26V211L24 210L23 207H22L23 209L21 208V205H20L19 207L16 205V204L19 203V201L21 200ZM48 198H49V199H48ZM51 198H52L53 200H55L56 198H57V199H56L55 201H53ZM54 198H55V199H54ZM59 198H60V199H59ZM76 198H77V200H76ZM81 198H82V199H81ZM101 198H103V199H101ZM136 198H137V200H135ZM193 198H192V199H193ZM195 198H197V196H195ZM211 198L214 199V201H212V202H214V204H212V205L210 206ZM222 198H223V199H222ZM222 198H221L220 201H222V200H224L225 198H227V196H226L225 198H224V197H222ZM19 199H20V200H19ZM36 199H37V200H36ZM38 199H39V200H38ZM124 199H125V198H124ZM176 199H177V200L179 199L180 202L177 201ZM184 199H185V200H184ZM198 199H199V197H198ZM198 199H196V200L198 201ZM227 199H228V198H227ZM10 200H11V201H10ZM64 200H65V201H64ZM78 200H80V201H78ZM81 200H82V201H81ZM114 200H115V201H114ZM188 200H187V201H188ZM193 200H194V201H193ZM193 200H190V202H191V203H194V204H196V205H197V204L202 205V204H201V201H202L201 199H199V200H201L200 202L195 201V199H193ZM229 200H232V197H231L230 199H228V201H229ZM9 201H10V202H9ZM17 201H18V202H17ZM29 201H28V202H29ZM37 201H38V202H37ZM74 201L77 202L78 204H79V203L81 204V202H82L83 205H82V204H81V205H82L83 208H81L80 205H78V204L75 203ZM85 201H84V202H85ZM87 201H88V200H87ZM87 201H86V202H87ZM192 201H193V202H192ZM204 201H202V203H203ZM215 201H216V202H215ZM7 202H8V203H7ZM16 202H17V203H16ZM61 202H62V203H61ZM67 202H68V203H67ZM99 202H100V203H99ZM184 202H183V203H184ZM190 202H187V203L183 204V206H187V207H188V205H186V204H189ZM195 202H197V203H195ZM224 202L227 203L226 200H224ZM224 202H223V203H224ZM6 203H7V204H6ZM13 203H14L15 205H14ZM21 203H20V204H21ZM37 203L40 205V207H42L43 211H42V209H38L39 205H38ZM52 203H54L55 205L52 204ZM179 203L181 204V206H180ZM215 203H217V205H216ZM219 203H222V202H219ZM4 204H5V205H4ZM8 204H9V205H8ZM34 204H36L37 206L34 205ZM48 204L50 205L49 207H48ZM51 204H52V205H51ZM66 204H65V206H66ZM76 204H77V206H75ZM85 204H87V205H85ZM113 204H116V205L113 206ZM118 204L123 205V206H121V207H123V208H121V210H122L121 212H120V210L117 209V208H120V207H117ZM176 204H179V208H178V210H177V206H176ZM194 204H192V205H193L194 208L196 207V210H197V208L199 207V205H198V207H197L196 205L194 206ZM203 204H206V203H203ZM1 205H2V206H1ZM18 205H19V204H18ZM120 205H119V206H120ZM189 205H190V204H189ZM192 205H191L190 207H192ZM222 205H223V204H222ZM263 205H264V203H262L261 206H260V204H259V206L261 207V209H264V206H263ZM13 206H17L18 208H16V210H13V209H15V207H13ZM46 206H47L48 208H50V210H49L50 212H55V213H56V210H57V214H58L59 212H61V213L63 214V217H64V218L68 219V218L70 217V218H72L73 220H72V219H71V221L69 220V221H68L69 224L66 222V224H67V225H66V224H65V220H66V219H64V218H63L62 216H60V215H57V217H56L55 215L53 216V214H55V213H53V214L50 213V212L48 211V209H46V208H47ZM54 206H55V207H54ZM67 206H66V207H67ZM73 206H75V208H74ZM84 206H85V207H84ZM89 206H90V208H89ZM203 206H204V205L201 206V209H203V211H205L204 209H206L205 212H209V211H208L209 209H208L207 207H206V208H202ZM254 206H255V205H253V207H254ZM262 206H263V208H262ZM12 207H13V208H12ZM33 207H32V208H33ZM126 207H127V208H126ZM193 207H192V209H194ZM204 207H205V206H204ZM213 207H214V208H213ZM221 207H222V206H221ZM251 207H252V206H250V210H251V211H250V210H249V211H250V212L253 211V213H251V214H252V216H255V215H253V214H254V212L257 211V210L254 211L255 208L252 210ZM257 207H258V206H257ZM257 207H256V208H257ZM11 208H12V209H11ZM19 208H20V209H19ZM44 208H45V209H44ZM54 208H56V209L54 210ZM64 208H65V209H64ZM68 208H67V209H68ZM73 208H74L75 210H73ZM84 208H85V211L87 210L86 213H85V211H84ZM129 208H130V207H129ZM131 208H132V205H131ZM180 208H181V209H180ZM18 209L21 210V211L18 212V211H19ZM82 209H83V210H82ZM124 209H125V210H124ZM133 209H130V210H133ZM247 209H249V208H247ZM257 209H258V208H257ZM17 210H18V211H17ZM22 210H23L24 216L21 215V214H23V213H21ZM37 210H38V211H37ZM39 210H41V211H39ZM104 210H105V211H104ZM127 210H129V209H127ZM180 210H182V211H180ZM221 210H223V209H221ZM221 210H220V212H219L220 215L222 214ZM258 210H260V208H259ZM34 211H35V212H36V211L39 212V213H38V218H39V216L43 218V216L45 215L44 217H45V218H48V220H49L50 218H52V219L55 220V221L58 220V221H57L58 224H59V222H62V219H64V220H63L64 223H60V227H62L61 229H62L63 231L66 229V228L63 229V227H66V226L70 227V225H74V224H75L74 227L72 226V227L69 228V229L72 228V231H74L75 233H73V232L71 231L72 233L70 234L69 232H65V231H64L63 234H62V231H61L60 227H59L60 230L57 228L59 225H58L57 222H55V221H53L54 223L52 222V223L54 224L53 227H52V229L55 228V227H54L55 225H57V226H56V229H54V230L52 231L51 226H50V225H52V224L50 223V220H49V224L46 223V222H48V221H44V223H46V224H47L48 226H50V227L47 226V228H46V227H45L46 224L44 225V224L42 223L43 220H44L45 218H44L43 220H42V218H40V219H39V223H38V225H37V222H36V221L38 220V218H37V212L35 213ZM45 211H47V212H46L47 214L40 215L41 213H45ZM58 211H59V212H58ZM118 211L120 212V214L118 213ZM247 211H248V210H247ZM262 211H264V210H260V211H258L256 214L261 213L260 215L262 216V218H261V216L258 217V218L264 219V218H263V217H264V215H263L264 213H263ZM17 212L20 213V214L18 215V217H17V215H16ZM40 212H41V213H40ZM48 212H49V214H48ZM131 212L133 213V211H131ZM250 212H248V213H249L248 216L251 215ZM29 213H30V212H29ZM31 213H30V215H31ZM34 213H35V214H34ZM61 213H59V214H61ZM72 213H73V214H72ZM82 213H83L84 215H83ZM116 213H117V215H119V217H118V216H117V217H118V220H120V221H119L120 223L118 222L117 217H114V216H115L114 214H116ZM180 213H181V214H180ZM262 213H263V214H262ZM33 214H34V215H33ZM62 214H61V215H62ZM85 214H86V216H85ZM87 214H88V216H87ZM130 214H131V215H130ZM245 214L247 215V212H246ZM35 215H36V216H35ZM47 215H48V216H47ZM75 215H74V216H75ZM182 215H183V217H181ZM258 215H259V214H258ZM258 215H257V216H258ZM26 216H29L31 219L25 218ZM33 216L36 217V220H35V218H34ZM52 216H53V217H52ZM130 216H133L132 218L136 219V221H134V219H132ZM257 216H256V217H257ZM13 217H17V218H15V220H17V219H19V218H23V219L25 218V220L27 221V219H28V220H29L28 223H29V224H32V225H29V226H30L31 228L34 226V229L32 228L33 230H35V229H36L35 227H37L38 230L36 229L37 232L35 231L36 236H35V234H33L30 230H28V229H29V226L26 224L27 222L24 223L26 226H28L27 229L23 230V229H24V228H23V229L20 230V228L22 227V226L20 227V225L23 223V220H22V219H21L22 221L20 220V222H19L20 224L17 223V225H18V224H19V225H18V226L16 225L17 227H20V228L17 229V227H15L16 231H19V235L21 234L20 232L23 230V231H24V234H27V235H29V234H30V235L33 234V235L35 236V238L33 237V235H31V236H32V238H34V239H30V238H31L30 236H27V235H26V236H25V235H20V236H19L18 233H16L17 235L13 233L15 237L18 236L17 239H19V237H20V239H19L20 242L18 241L19 243H16L15 241H17V239H16L15 241L12 240V239H14V237H12L13 234L11 233V232H13V231L10 232V231H9V228H10V230H12L11 227L14 228V226H12V225H15L16 222H18V221H16L15 224H14V223H13L14 221L12 222V220H11V219H14ZM49 217H50V218H49ZM55 217H56V218H55ZM59 217H60V218H59ZM113 217L116 219V220L113 219V220L116 222V225H117V224H120V225H117V226L114 225L115 222H114V223L112 222V218H113ZM32 218H34V219H32ZM57 218H58V219H57ZM84 218H87V219H84ZM150 218H152V220H154V221L156 222L155 225L152 226V228H151L150 226L153 224V222H149V221H151ZM52 219H51V221H52ZM60 219H61V220H60ZM83 219H84L85 221H87L88 224H90V222H91L90 228H89V229L87 228V229H88L87 232L89 233V235H86V234L83 233L84 231L86 232V226H84V224L86 225V222H85V223L82 222V221H84ZM25 220H24V221H25ZM45 220H46V219H45ZM127 220H129V223H128V224H127V222H126ZM131 220L134 221V222H132ZM175 220H176L177 222H176ZM259 220H260V219H259ZM10 221L12 222V224L10 223V224H11V227L8 226V224H9ZM30 221H32V222H34V223L36 222L35 225H33L34 223H31ZM40 221H42V222H41L42 224H40ZM103 221H104V224H105V222H106L105 225H107V223H109V225H110V226L108 225L109 228L112 226V229H113V230H111V228H110V231H111V232L109 231V233H108V230H109V229H108V226H106V227H107V228H106V227L104 226V224H103ZM173 221H174V222H173ZM180 221H182V223H181ZM236 221H237V223L239 222V224L242 223V226H240V225H236V224H237ZM21 222H22V223H21ZM70 222H72L73 224H71ZM81 222H82L83 224H82ZM92 222H94V223L92 224ZM99 222H101V223H99ZM148 222H149V223H152V224L150 225ZM263 222H264V221H263ZM263 222H262V220H261V222L259 221V224H262ZM55 223H56V224H55ZM98 223L101 224V225L103 224L104 227H103V228H100L101 225H98V226L96 225V224H98ZM140 223H141V226L139 225ZM180 223H181V224H180ZM10 224H9V225H10ZM61 224H62V225H61ZM76 224H77V225H78V224L83 225V226L85 227V229H81V228H80L81 231H82V230H83V231H82V232H81V231L76 232L77 230H80V229H77V230H76V228L82 227V226H80V225L77 226ZM88 224H87V225H88ZM94 224H95V226H94ZM225 224L223 223V225H225ZM22 225H23V224H22ZM36 225H37V226H36ZM40 225H41V227H40ZM42 225H43V226H42ZM226 225H225V226H226ZM235 225H236V226H235ZM245 225H244V227H246ZM257 225H258V224H257ZM23 226H24V225H23ZM75 226H76V228H75ZM88 226H89V225H88ZM88 226H87V227H88ZM99 226H100V227H99ZM225 226H223L224 229L227 227V226H226V227H225ZM258 226H259V225H258ZM44 227H45L46 229H45ZM68 227H67V228H68ZM84 227H83V228H84ZM92 227H95V229L92 228ZM97 227H98V228H97ZM119 227H122V230H123V235H122V236L125 237V239H124V238H123V239L121 238V239H122V240H125V242H126L128 245H127V244H124L125 242L122 241V240H120V236H121L120 234H121V233H120V234L117 233L118 230H116V229L121 230ZM181 227H183L184 231H182L183 229H182ZM238 227H239V228H238ZM241 227H242L243 229H242ZM263 227H264V226H263ZM25 228H26V227H25ZM31 228H30V229H31ZM42 228L45 229V230L42 231V230H43ZM48 228H49V229H48ZM73 228H74L76 231H75ZM96 228H97V229H96ZM99 228H100V229H99ZM123 228H124V229H123ZM232 228H233V230H232ZM240 228H241L242 230H240ZM15 229H13V230L15 231ZM39 229H41V231H39ZM47 229H48V230H47ZM50 229H51V230H50ZM69 229H66V230L68 231ZM90 229H91V233L93 232V230H94L95 232H96V230L98 231V229H99V231L101 230L102 233H100V232L98 231L99 234H101V235H99L98 232H97V233H94V232H93L92 234H90V232H89ZM181 229H182V230H181ZM263 229H264V228H263ZM26 230L28 231L27 233L25 232ZM33 230H32V231H33ZM55 230H58V231L54 232ZM122 230H121V232H122ZM225 230H226V229H225ZM235 230H237V231H235ZM238 230H239V231H238ZM253 230H254V229H253ZM16 231H15V232H16ZM23 231H22V232H23ZM69 231H70V230H69ZM114 231H115V232H114ZM116 231H117V232H116ZM185 231H186V233H184ZM233 231H234V233H232ZM241 231H243V232H241ZM248 231H247V233H248ZM5 232L7 233V236H6L7 238H8V236H9V238H12V239L10 240V242L14 241V244L17 245V246L15 245V249H14V250H10L11 248L9 249V247L7 246V245L11 246V244H12L13 242H12L11 244L6 243V242H7V241H6L7 239H4V238H6V237H5V236H4V237L2 236L3 233H4V235H6ZM41 232H42L43 234H42ZM44 232H45L46 235L50 232L49 235H50L51 237H48L49 235H47V236L45 235V237H44ZM46 232H48V233H46ZM51 232H53V233L51 234ZM79 232L83 233L84 235H82L81 233L79 234ZM87 232H86V233H87ZM182 232H183V233H182ZM226 232H228V233H226ZM230 232H231L233 235H232ZM262 232H263V233H261V234L263 235V234H264V231H262ZM28 233H29V234H28ZM59 233H60V234H59ZM64 233H66L67 235H68V233H69V238H67V237H62L61 234H62V235H65ZM76 233H77L78 235H77ZM88 233H87V234H88ZM103 233H104V234H103ZM110 233H111V234H115V233H116L117 235H119V236H116V237H119V238H117V240H119V243H121L120 241H122V243L124 242V243H123V244H124V245H123V246H124V249H123V248H120L121 250L119 249L120 254H119L118 251H117V250H118L117 247H119L120 244H118V241H117V243H115L114 241L112 242V238H114V237H113V235H110ZM194 233H195V234H194ZM224 233H225V235H224L225 237H223V234H224ZM235 233H236V234H235ZM237 233H239V234H237ZM240 233L242 234L241 237L243 236V237H242V240H244V239L246 240V242H245V245H246V246L243 245V246H245L244 248H243L242 246H239V244H241V243L243 244V243H244V242H240L241 239H239V238H241V237H237V236L240 235ZM247 233L244 232V235L247 234ZM38 234L40 235V238H41V237H44V238H42V241H41L40 238H39V239L37 238V237H39ZM41 234H42V236H41ZM97 234H98V235H97ZM102 234L104 235V236H103L104 238H103V239L101 238V239L104 240V241H105V240L107 241L109 238L112 237L111 240H109V241H110V242H109L110 244H109L108 242H107V243H108L109 245H106V243H104V247H103V245H100V244H101L100 242H102V240L100 241V239H99L100 237H102ZM226 234H227V235H226ZM229 234H230L231 237H229ZM234 234H235V235H234ZM67 235H66V236H67ZM91 235H93V236H92L91 239H90V236H91ZM96 235H97V237L100 236V237H98V241H100V242L97 241V242H98V245H96L97 243L94 245V243H95L96 240H95V241L92 240V238L94 239V237H95ZM107 235H109V236H108L109 238L105 237V236H107ZM186 235H187V237H186ZM210 235H211V236H210ZM214 235H215L217 238L212 237V236H214ZM21 236H24V239H25V240H24V239L21 240V238H22ZM59 236H60L61 238H60ZM110 236H111V237H110ZM122 236H121V237H122ZM199 236L202 237V238H199ZM226 236H227V237H226ZM233 236H234L235 238H238V240L234 241L235 238H234ZM27 237H28L30 240H33L31 243L36 242V241H34V240L37 238L36 240H37L38 243L36 242V243H34V244H31L32 246L35 245L34 247L29 246V245H30V241H27V240H29ZM97 237H95V239H96ZM116 237H115V238H116ZM203 237H204V238H203ZM206 237L209 238L208 241H207V238H206ZM211 237H212L214 240H213ZM218 237H219V238H218ZM258 237H260V238L263 237V239H264V235H263V236L259 235ZM65 238H67L68 240L66 239V241H63V240H65ZM210 238H211V239H210ZM222 238H224V240H223ZM225 238H226V239H225ZM260 238H258V240H261ZM2 239L5 241V243H6L7 245L2 241ZM26 239H27V240H26ZM89 239H90V240H89ZM187 239H188V241H187ZM196 239H197V240H196ZM201 239H204L206 242H205L204 240L201 241ZM220 239H222V240H220ZM23 240H24V242H23ZM113 240H116V239H113ZM195 240H196V241H195ZM225 240H226V241H225ZM21 241H22V243H21ZM39 241H40V244H41V248H40L41 250L37 249V248H39V246H40ZM87 241H88V243H86ZM106 241H105V242H106ZM129 241H130V242H129ZM197 241H200V242H197ZM210 241H211V242H210ZM212 241H213V242H212ZM216 241H218V242H216ZM229 241H230L231 243H234L236 249H238V251L235 250V248H234V246H233L234 251H237V252H235V253L237 254V253L239 252V253H241V254L238 253V254L236 255L234 252H231V251H230V252H231V255H232V254H233V255H232L231 257H230V254L228 255V253H230V252H228V251H226V250H227L228 248H229V250L232 249V244H230ZM232 241H233V242H232ZM238 241H239V243L236 244V242H238ZM8 242H9V240H8ZM25 242H26V243H27V242L29 243V245H28L29 247H28L27 249H26L27 246H26V247H24V246L27 245L28 243L26 244ZM90 242H94V243H91V244H93V245L89 247L88 244H90ZM128 242H129L130 244H133V245H129ZM138 242H139L140 244H139ZM203 242H205V243L210 242V245H212V246H210L209 244H207L208 247H207V249H206V248L204 247V246H206V244L204 245ZM219 242H220V243H219ZM224 242H225V243H224ZM228 242H229V243H228ZM247 242H248V243H247ZM262 242H263V243H262ZM20 243H21L22 245H20ZM24 243H25V245H24ZM102 243H103V242H102ZM113 243H114V244H113ZM122 243H121V244H122ZM136 243H138V245H139L138 248H139V249H140V247L143 248V249H142V248L140 249V250H141L140 252H138V249H136V251H135V248H137V247H135L134 245H135ZM195 243H196V245H194ZM212 243H213V244H212ZM222 243H223V244H222ZM85 244H87L88 247H87V245H85ZM91 244H90V245H91ZM115 244H116V247H115ZM141 244H142L143 246H140ZM228 244L231 245V246H230L231 248L229 247ZM242 244H241V245H242ZM257 244H258V248H257ZM261 244H262V246H260ZM19 245H20L21 247L24 245L23 247H24L25 249H24L23 247H22V248L19 247L20 250H18L19 248H17V247H18ZM36 245H38L37 248H36ZM117 245H118V246H117ZM125 245H126V247H125ZM198 245H199V247H198ZM202 245H203V246H202ZM213 245H215V246L213 247ZM220 245H221V248H220ZM224 245H225V246H224ZM236 245L238 246V248H237ZM249 245H251L252 247L249 246ZM100 246H101V247H100ZM194 246H196V248H199V249H198V252L196 251L197 254L195 253V251L193 252V250H197ZM209 246H210V247H209ZM227 246H228V247H227ZM7 247H8V249H7ZM12 247H13V244H12ZM30 247H32V248H36V249H35V250L32 249V248L30 249ZM42 247L44 248V250L42 249ZM120 247H122V245H121ZM131 247H132V249L130 250ZM211 247H212V248H211ZM216 247H219V248H216ZM224 247L227 248V249H224ZM239 247H240V248H239ZM241 247L243 248V250L245 249V252H244L243 250H241ZM246 247H247V248L249 247V248H248L249 250H248V249L246 250ZM259 247H260L261 249H260ZM186 248H187V249H186ZM202 248H205V249H202ZM214 248H215V251H216V249H217L218 252H217V251H216V252H217L218 254H220V252H221V251L219 252L220 249L223 250V251L221 252V254H222V253L224 252V250H225V251L228 252V253H225V252H224V254H225V255L227 254L230 258H225L226 256L224 257V256H222V255L220 254L221 257H223L224 259H223V258H221V260L218 259V258H220V257H219L220 255H218V254H216V252H214ZM251 248H253V249H251ZM255 248H256V249H255ZM21 249H22V250H21ZM133 249H134V250H133ZM259 249H260V251H259ZM7 250H8L9 252H8ZM122 250H123L124 252H123ZM183 250H184V251H183ZM202 250H203V251H202ZM204 250H205V251H204ZM208 250H210L211 254H212L214 257H212V255H210V252H208ZM239 250H240V251H239ZM253 250H255V251H253ZM11 251H13V252L10 253ZM35 251H36V252H35ZM134 251H135V252H134ZM186 251H187V252H186ZM189 251H190V253H188ZM200 251H201L202 253H200ZM206 251H207V252H206ZM212 251H213L214 253H213ZM232 251H233V249H232ZM241 251H242L243 253H242ZM248 251H249V253L252 251V252L250 253L251 255L248 254ZM122 252H123L124 256L122 255ZM131 252H132L133 254H132ZM179 252H181L180 254H182V255H179ZM182 252H183V253H182ZM191 252H192L193 254H192ZM253 252L256 253V254H253ZM258 252H259L260 254H259ZM9 253H10V254H9ZM13 253H14V255H13ZM186 253H188L189 255H187ZM199 253H200V255H199ZM203 253H204V254H203ZM208 253H209V254H208ZM261 253H262V254H261ZM185 254H186V255H185ZM190 254L193 255L194 258H193ZM224 254H223V255H224ZM234 254H235V255H234ZM242 254H243V255H242ZM252 254H253V255H252ZM11 255H12V256H11ZM118 255H119V256L122 255V257H121V256L119 257ZM196 255H197V257H196ZM216 255H217L218 258L216 257ZM257 255H258V256H257ZM259 255H260V257H259ZM261 255H262V256H261ZM182 256H183V257H182ZM209 256H211V259H210ZM253 256H255V257H253ZM178 257H179V258H178ZM189 257H190V259H192L191 261H190ZM191 257H192V258H191ZM233 257H232V259H233ZM252 257H253V259H255V263H254V260L252 259ZM37 258H39V260H38ZM118 258H121L120 260H123V261H119ZM122 258H123V259H122ZM177 258H178V259H177ZM249 258H250V259H249ZM261 258H262V260H261ZM187 259H189V260H187ZM225 259H228V260H226V262H225ZM61 260H63V261H61ZM67 260H68V261H67ZM184 260H183V261H184ZM209 260H210V261H209ZM223 260H224V261H223ZM234 260H235V257H234ZM12 261H13V262H12ZM65 261H67V262H65ZM183 261H182V262H183ZM188 261H190V262L188 263ZM11 262H12V263H11ZM60 262H61V263H60ZM120 262H121V263H120ZM244 262H246V264H248L247 261H246V259H244L243 263H244ZM257 262H258V263H257ZM184 263H183V264H184ZM212 263H211V264H212Z\"/></svg>",
  "mask_w": 264,
  "mask_h": 264
}]
</instances>
